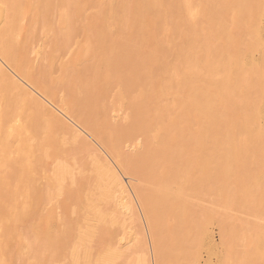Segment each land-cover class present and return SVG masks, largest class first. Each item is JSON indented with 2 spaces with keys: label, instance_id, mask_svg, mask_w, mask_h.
<instances>
[{
  "label": "rangeland",
  "instance_id": "1",
  "mask_svg": "<svg viewBox=\"0 0 264 264\" xmlns=\"http://www.w3.org/2000/svg\"><path fill=\"white\" fill-rule=\"evenodd\" d=\"M10 1L12 3H10V5H8ZM10 1L9 0L8 1L0 0V4H1L0 6L1 7L3 6L2 7L3 9H4V7H8V6L11 7L10 8L11 10L9 9V7L7 9L5 8V10H6L5 13L7 11H9V12H7V15H6V18H5V21H4L5 23H2L0 21V31H2V29H4V28H1V27H6L7 23L10 24V22L13 21V23L17 24V25L12 26L10 28L11 31H13V32L9 31V35L11 36V38H13L12 39V45H13V49H14L13 52L15 53V51H17L18 49H19L18 50L19 52H18V54H17V52H16V54L13 53L14 54L13 55V60L16 59V61L14 60L15 62L13 61L14 64H10L11 66L10 65L6 66L4 62L2 64H4L5 66L2 65L1 64L2 61L0 60L1 61L0 65L3 66V67H0V71H1L0 72L1 73L0 74L1 75L0 76V85L3 86V87L0 88V95H1L0 96V107L3 108L2 110L0 108V112H1L0 114H3V116H1L2 118L0 117V133H1L0 134V146H1L0 147V149H1L0 150L1 151L0 152V174L2 173L0 175V196H1L0 197V210H1L0 211L1 212L0 213V215H1L0 216V223H1V225H0V230H1L0 231V237H1L0 238V243H1L0 246L2 245V242L3 243L6 242V240L2 239V238L4 236L3 233L6 232L5 234H7V230H8V233H11V238H12L11 244L14 247L16 246L15 247L16 248L15 252L13 254L14 255L13 256L14 263L18 262V263H15V264H51V263L53 264V262H54V260L56 258H57V260L59 259L58 255L62 254L61 251L64 248L63 247L61 249V251L59 250V244H60L59 243V238H60V236L62 237V233L64 231H68L69 232L68 235H72L73 234L72 231L73 232L77 231V229L80 226L81 227L82 226H86V224L88 223V221L90 219L89 217L92 214H93V216H92L93 218L99 217V214L102 215L101 217L104 216L103 220H99L100 221V227L99 228H100L101 231H103L102 234L104 236L100 237L101 236L100 235L101 232H99L100 230L98 231V229H97L98 232L96 234H98V235L95 237L96 245L100 244V242L103 241V239H102L103 237H104V242H107V240H109L112 236L116 235L118 232L120 233V234L118 233V235L120 236V235H122L124 233L126 234V231H127L126 235H128L129 237L127 236L128 239H126L122 243V246L125 249H127V248H129V249L126 250L127 251L126 252L127 253L126 256L124 254V256L126 258L123 257L121 260H118L117 264H139V263L140 264H150V263L153 264V263H155V261L157 263V260L154 259V255H152V254H154V252L152 251V248H151V245H152L151 244V242H152L151 240H152V237H153L152 235L153 234H152V231H151V226L149 224V219H148L146 213H144V214L142 213L144 210L141 209V207H140L141 204H140L138 198L136 199L138 201L135 200V197L137 196V193H135L136 191L131 193L132 194L131 196H133V197H131L132 200L133 201L135 200V203L133 202L134 209H132L130 211L131 215H130L129 212H125V208L122 209L123 207L120 208L118 206L116 208L115 206L118 205V204H116L117 201L115 202L116 205L113 202L111 204L110 200L107 201L109 204L108 203L106 204L105 203L106 200L104 199V201H103V198H101L102 197V192L99 190L100 189L99 182H98V180L96 178L95 171L93 170L94 168H93V165L91 163L92 160H91V158H89L88 151L89 150H91V151L97 150L98 151V155L102 156V157L98 156V158L99 159L102 158L101 160H103L104 163H106V162L109 163L111 161L110 160L111 158H109L110 161L109 160L106 161L107 159H105V157L108 158V154L110 152L112 153V150H111L112 148L109 149L110 145H108L104 141V139L99 137L96 133H94V132L90 133V132H88V130H86L87 128H89V124L94 122V118L90 119L88 117V113H84V112L82 113V109L80 108L81 100L78 99L75 96V95H80V93L82 92V90L84 88H87V87L88 88H93L94 86H96L95 83L98 82L97 81V78H99V77H97L98 76V71H99V68L102 66V62H101V57L100 56H102V54H104V52H102L103 51L102 48L100 49V47H98L99 38H98V33L97 32H99L98 29H100L99 27H101V24H103V22H104L105 24L102 27H105V29L108 28L106 30V32L107 31L109 32L108 33V35L110 37L109 41L110 42H112V41L113 42L114 41L117 42V43H115V42L113 43L112 42L113 45H111L112 43L108 44V51L111 49L110 50L111 52L110 51L108 52V55H107L106 59L112 57L111 53L114 55V53H116V49L118 47H123L124 45H126L129 42H131V40H132V41H136V43H138L139 45L142 44V47H144V49H143L142 47H139L138 44H135V45H137V47L142 48V50H143L142 52L146 54V55L144 54L145 56H144L143 59H146L149 55L156 56V54L159 53L160 56L157 54L156 57L159 56L158 59H160L161 61L164 60L163 62H164L166 71L167 70L169 71L171 69L167 73L171 74V72L174 70L172 68H177L175 71L172 72V73L175 72L176 75L167 74L166 71H164L163 72L164 74H162L163 75L162 76L163 80H166V79L169 80L168 78H170L169 81H170L171 84H165V89L169 88V89H167L169 91H166V94H168V92H170V90H172V89L174 90L175 89V92H178V93L175 94L176 98H174L175 97V95H174L175 92L171 91V92H174V93L170 92L169 94L172 95V96H170L168 94L169 98L167 97L168 96L167 95L166 97L161 98L159 101H155L154 100L155 101V105L157 106V110H159V111L156 112L155 114L148 113V116L150 118L153 117V116H156L157 119H162L164 121V125L167 128L170 127L171 130H174V128H175L174 126L178 125L177 128L175 129V130H177V129H180L181 127H187L188 125H190L191 123L194 122L193 119H195V118H193V114L192 113H194V114H196V113H195V111H193V109L191 107L188 106L189 102H190V99L193 98L190 93H193L192 89L194 88L195 85H193L192 83H194L193 79H194V81L195 80L197 81V78H198L197 82L199 83V81H200V83L202 84L201 80L203 81V79H201V78L202 77L204 78L203 84L201 85L199 83L198 86L202 87V88L204 87L205 90H203V92L205 91L204 92L205 94L203 93V95L206 96L207 102L209 104L213 103L212 105L210 104L211 105L210 107L214 108V106H215L214 109H216L218 111V113H221L220 115H222V117H224V123L227 124L226 125V129L227 130L224 129L223 136H222L224 138L222 140H224L225 138L228 140V142H227V140L225 141L227 143L226 147L228 149H224L225 150L224 152L228 153V151L229 150L230 151L228 153V156H227L226 153L224 155L223 151H222L223 153L220 154V155H223V156L227 157V160L228 159H232V158H234V159L236 158V161H237L236 166L240 165L239 168L237 167L238 169L236 168V170H237L236 172H234L233 170H230L228 168L225 169V172L223 171V175L225 173V177H230L231 179L234 178V183L232 184V186H229V188L228 187L226 188V192L224 193V198L228 194L229 195L226 197L227 199H225L224 203H222L224 201V199H222L223 201L220 200L221 206H220V204H218V202L215 203V201H214L215 197H212L214 195L209 194V193H206V195L204 194V196L200 195L202 199L204 198L203 200L202 199H199V200L197 199V201H196L195 199L192 198L194 201H196L197 206H203L206 209H210L209 211L212 212L211 213V217H210L211 220L209 219V222H208V220H204V219L202 220V223L204 224L203 227H201V226L199 227L197 225L198 223H196L197 221H195V223H194L193 220L190 221L188 219L191 223H189V224L186 223L185 224L186 227H185L184 230H186V231L183 232V231H181V230H183L181 228V226L178 228V224H177L178 220H176L174 218V215H172L173 214L172 212H168V213L161 214V215L159 214V216H157V220L161 221V217L163 216V217H166V219L165 218H163V219L168 221L166 224L162 223V221L161 222L159 221L158 223L156 222L157 225H158L157 233H160V232L161 233L162 232L163 233H167V231H168V233L164 234L163 236H162L163 233L162 234L161 233L158 234V236H159L158 242L160 244L159 248L162 250L161 252L163 253L162 254L159 251V253H161L159 255H163V257L159 256L160 257L159 261L162 260V258H163V260L161 261L163 263H161V264H175V263H173V261L176 262V264H264V205L261 208L258 205H256L257 204L256 202L253 203L249 199V197L251 195L255 194V193L254 194H251V193L253 191H255L257 189V186H260L263 181H262V179H260V178L257 179L255 176L251 175V171L252 170H250L249 165L248 166L245 165L246 167L242 166V165H244V163H243L244 161H242V163H241V160L242 159L245 160L247 157L250 156L248 154L246 155V153H248L247 150H249L248 149L249 147L247 146L248 148L244 149V150L242 149V151H240V149H238L239 152L237 150L236 151L232 150V149H234L233 148L234 142L237 141V143H235V144L238 145L237 148H240V146H246L248 144V142L250 141V138H249L250 135L248 134V132H246L245 127H242V126L239 125V123H238L239 120L238 119L241 120V119H243L244 116L246 117L247 115H249V113H251L249 111L248 107H245V106H248V105H245V104H247L250 100L255 98V93H254L255 90H253V88H256V87H254V86H256V84H255V82H253L254 81L253 79H249L247 77V79H249L248 81H250V82H248L246 87H244V88H246V90H243V89L240 90L239 89V91H237V87L239 86V83H236L235 86L233 84L232 85L231 84H227V85H225V87H222L221 85H219V83L226 82L227 74H228V72H226V70H227L226 66L227 65L224 64V63H226V61L223 60L225 58L227 60L228 58L226 56L223 57L224 53H222V52L229 51V53L227 52V54H234L236 52V55H241V57H243V56L245 57V55H250L249 57H250L251 60L250 59H248V60H250L252 62H256V63L263 58V56H264V42H263L264 41V5H263L264 4V0H253L254 2L252 1L251 3L255 4V5L248 7V12L246 14L244 12V16H243L242 19L238 20L236 18V25H235L234 21H233L234 24L232 25V23H231L232 22V16H228L229 20H231V21H228V17H227L225 22L228 21L227 24L230 22L229 23L230 25H228L229 28H228L226 23H225L226 25L224 26L225 30H228V31H225L227 33V35H226V33H225V35L224 34L219 35V34L215 33L216 29H218L217 26H220V24H218L215 20L212 19V16H211L212 14L209 13V11L205 12V13L201 12V7H202L201 3L204 0H196V1L195 0H190V1L189 0H172V1L171 0H167L166 3H165V0H163L164 3H165L164 6H168V5L170 6V4L173 5V1H174V3L176 2L175 5H177V7L179 5L180 8H181L180 12L177 13V12L171 11L172 9L171 10L170 9L167 10L168 7H165L164 8L165 11H164L163 8H162L163 13L161 15V19L159 20L160 22L157 21L159 24L156 22V24H157L156 26H158L159 28L157 27L155 30H153V32L155 34L151 33L155 37L151 36V34L147 35V36H145V35L144 36H138L136 34V36L139 37V39L137 38L138 42H137V40H134V39H136V36L135 35H131V33H130V32L133 33V30L135 29V25L133 24V21L136 18V16H135L136 15V13H135L136 9H134V5H133L134 2H132V0H102V1L101 0H47L46 1L45 0V4L43 3V1L41 2L40 0H35V1L34 0H32V1L31 0H27V1L26 0H23V1L22 0L21 1L20 0H10ZM72 1H73V3H72ZM239 1L240 0H236V2H237L236 3V9L242 8L241 6H238V5L242 4V0L240 1V3H239ZM256 1H258V2H256ZM48 2H51L52 4H49ZM78 2H81V4L79 3L80 4L79 6H78ZM212 2H213V0H212ZM126 3H128V4H126ZM18 4L22 5V7L19 6L17 8ZM26 4H28V5H26ZM103 4H105V5H103ZM110 4H111V6H114V7L118 6L120 9L121 8H123V9L119 10V12L117 13V16L115 15L116 16L115 19H114L115 16H113V18H112V16L110 15L109 19L111 18V20H109V19L104 20L105 19V14H106V16L109 14L108 13L109 8L107 7V9L106 8L104 9V7H106L108 5L110 6ZM200 4H201V6H200ZM50 5H53V6L51 7ZM73 5H74V7H73ZM83 5H85L87 7V9ZM135 5H137V4H135ZM15 6H16V8H13ZM29 6H30V8H29ZM35 6L37 8H35ZM260 6L262 7V9H260ZM75 7H76L77 10L75 9ZM101 7H102L103 10L101 9ZM252 7H254V8L251 9ZM19 8H20V11H19ZM68 8H69L70 11L66 10ZM14 9L15 10L18 9V10H16V12H15ZM84 10H86V11H84ZM133 10H134V12H132ZM241 10L242 9H240V11ZM41 11H43V12H41ZM238 11H239V9L236 11V13H238ZM242 11H244V10H242ZM21 12H22V14H21ZM40 12L42 14H40ZM112 12L113 11H111L110 13H112ZM233 12H234V10H233ZM250 12H251V14H250ZM17 13H18V15H17ZM8 14H10V15H8ZM168 14H170V15H168ZM200 14H201V16H200ZM15 16H17L16 17L17 19L15 18ZM94 16H95V18H93ZM171 16H172V18H171ZM8 17L9 18L11 17L10 18L11 20ZM47 17H48V19H47ZM96 17H99L98 18V20H100L99 22H98ZM164 17H165V19H164ZM230 17H231V19H230ZM90 18H91V20H90ZM174 18H176V19H174ZM45 19H47V20H45ZM163 19H164V21H163ZM108 20L110 21V23H109ZM166 20H168V21H166ZM106 21L108 22V24H106L107 23ZM113 21H115V22H113ZM211 22H212V24L210 25ZM222 22H224V21H222ZM222 25H223V23H222ZM211 26H212V28H211ZM136 27H137V25H136ZM202 28H203V30H202ZM213 29H214V31H213ZM258 29H260L258 31L259 34H260L259 35V41H258V37H257L258 33H255L256 30H258ZM8 30H9V28L6 29V31H4L3 35H2V37L4 36L6 38L5 39L3 37L5 41H8V32H7ZM77 30H78V32H77ZM88 30H89V32H88ZM124 30H125V32H124ZM90 31H93V32H90ZM75 32H76V34H74ZM116 33H117L118 36L115 35ZM231 33H232L233 36H231ZM229 34H230V36H229ZM254 34H255V36H254ZM132 36H134V38ZM148 36L150 38H152V37L153 38L149 39ZM2 37H0V39ZM229 37H231V38L229 39ZM260 37L262 39V42L260 40ZM23 38H25V39H23ZM219 38H221V40ZM129 39H131V40H129ZM143 39H145V43H144ZM87 40L89 42H87ZM227 40L229 41V43L227 42ZM24 41H26V42L24 43ZM57 41H59V42L57 43ZM71 41H72V43H71ZM0 42H2V40ZM60 43H62V44H60ZM88 43L90 44L91 48L85 49L86 47L87 48L89 47ZM94 43L96 44V46L94 45ZM115 44H117V45H115ZM93 45H94V47H93ZM114 45L117 46V47L115 48ZM95 47L96 48L98 47L99 51L100 50L101 51L99 52L98 49L96 50ZM16 48H17V50H16ZM224 48H226L227 51H222ZM257 48L259 50H257ZM21 49L24 52L21 53V51H20ZM92 49L95 52L92 51ZM218 49L221 52L218 51ZM113 50H114V53H113ZM163 50H165V51H163ZM90 51H91V53H89ZM167 51H171V52H167ZM155 52H157V53H155ZM196 52H198L197 53V57L194 56V55H196L195 54ZM19 53L24 58L20 56L22 58V59H20L17 56V55H20ZM105 53H107V52H105ZM214 53H216V55ZM164 54H166V55H164ZM214 55H215V57H214ZM14 56H15V58H14ZM161 56L163 57V59H162ZM17 57L20 59V61L23 62L24 66L23 65L22 66L26 67L24 69L21 66L20 69L21 68H23V69L20 70V71H23V70L26 71V69H27V71L25 72V74H26L25 76H27V77L29 76L28 80L30 81V79H32V78H35L37 80L40 79L39 83H38L37 80L34 83H32L33 81L28 82V80L23 81V78H24V80L27 79V77L26 78L24 77V72H20L21 73V76H20V75H18V73L16 71L18 69L13 68L16 65H17L16 67H18L19 63L17 64L16 63L17 61L20 62L19 59H17ZM77 58H79V60ZM200 58H201V60H200ZM220 61L222 62V64H221ZM219 62H220V64H219ZM216 63H218V64H216ZM20 64H19V66H20ZM171 65H172V68H171ZM173 66H175V67H173ZM181 67H182V69L185 68V70H187V72H185L182 69H179ZM222 68L225 70V72H223L224 70ZM178 69H179V71H178ZM192 69H194V70H192ZM3 70H4V72H3ZM199 70H200L201 73H199ZM29 71H30V73H29ZM32 72H33L34 76L31 74ZM180 72L182 74H180ZM188 72L192 76L197 74L196 76H194L196 78L192 77L191 75H188L189 74ZM192 72H196V73L192 74ZM178 73H179V76H178ZM184 73H185L184 77L188 78L186 80H188L189 82L185 81V78H183V81H182V77H183L182 75H184ZM8 75H9V77H8ZM11 75H13V76H11ZM144 75H143V77H144ZM169 75L171 77L172 76H174V77L177 76L176 79L178 78V80L179 81L181 80L182 83L178 82V80L176 81V79L173 78V77L172 78L168 77ZM2 76L4 78H2ZM150 76L151 77H148V80L157 82L158 79L161 77V74L158 75V76L155 74L153 76V73H152V74H150ZM243 76H241V78H243V80H246V78L243 77ZM165 77H166V79H165ZM78 78L80 80L82 79L84 81H80ZM190 78H193V79H190ZM4 79H7V80H4ZM35 79H32V80H35ZM63 79H66V80L63 81ZM207 79H209L210 81L208 82ZM60 80H62L64 83H66V81H69V82H67L68 84L66 83L68 86L66 84L64 86V83H63V85H61L62 82ZM86 80L88 81V83H86L87 82ZM174 80H175V82L173 83ZM190 80H192V81H190ZM217 80H218V82H216ZM251 80H252V82H251ZM49 81H51L50 83H52V81H53L54 85L57 82L58 83H57L56 87H53V86L49 87L47 85V84H50ZM74 81H76V82H74ZM78 81H79V83H78ZM196 81H195V83H196ZM213 81H215V82H213ZM82 82H84V85H83ZM112 82H113V84L110 85V87H108V90H107V92L109 93L108 94V96H109L108 98L109 99H106L105 101H103V100L101 101L103 103L102 104L103 106L107 105V106H105L107 108V112H106V116L105 117H106V120H107V123H108L106 131H107V133H109L108 135L110 136L109 137L110 139H114L115 138V140H114L115 143H116L117 137L119 139V136H120V133H121L122 134V136H121L122 138L120 137L119 141H121V143L127 144V145H123L122 147L125 148L127 146V148L129 149V146H130L131 149L130 150L127 149V151L130 153V154H128L127 151H125L126 149L124 150V149H121L122 147L121 148L119 147V145L121 143L117 140V142H119L118 147H116L117 143H116V145L111 143L112 144L111 146H113V149L115 147L117 150L121 149V151L118 153V151L116 152V149H115V150H113L115 153L114 152H113L114 154L112 153L114 156L113 155H111V156L113 158L118 156L117 158L121 157L123 160H125L126 156H129L127 158L130 159V155L131 154H132L131 157H133L134 155L136 157L137 154H140V153H141L140 154L141 156H144V155L145 156H148V155L150 156L155 151L154 155L152 154L151 157L152 156H154L156 158L160 157L161 159L169 158L170 154L167 153V151H169V150H165V148L161 144H159V141H157L156 136H154V133L152 132V129H149L148 132L143 133V134L139 133V132H138L139 134L138 133L137 134L133 133L132 136L130 134L129 135L130 139L133 138L132 142H130L131 140L129 139L128 135H127L128 138H126V141L123 140L124 134L128 131V130L125 131L126 130L125 123H127V126L130 127V130L131 129L136 130L138 128H136V127H135V129L131 128V121L130 120H132V122H133L132 124H134V122H135V125H136V123H137V126L139 128L142 125H148V127L150 126V128H152V126L150 125V123H152V122L149 123V121H148V123H147L145 121L146 119H142L139 116L135 117V114L133 116L132 115L133 114L132 107L129 105V103L128 104L126 103L127 101L126 102L123 101V98L119 95V91L120 90L116 86L119 81L116 82L115 80H113ZM183 82H187L186 85H185V83L183 84ZM210 82H212V83L210 84ZM9 83H11V84H9ZM178 83H181L183 85V87H180V89H179V85L180 84H178ZM215 83L217 85H215ZM229 83H232V82H229ZM32 84L34 86H32ZM36 84L38 85V88H37ZM39 84H40V86H39ZM88 84H89V86H88ZM172 84L175 85V86H173ZM177 84H178V86H176ZM205 84H207L206 86L208 87L209 90L207 89L206 86H204ZM241 84L245 85V83L243 81L240 83V86H241ZM42 85L45 86L46 89H48V88L50 89L49 91L47 90L48 91L47 94L42 93L45 90V87H43ZM81 85H83V86H81ZM170 85H172L173 87L170 86ZM182 85H180V86H182ZM210 85L213 86V87H211ZM244 85H242V86H244ZM13 86H14V88H13ZM50 86H51V84H50ZM58 86H59V89H58ZM80 86H81V88H79ZM90 86H92V87H90ZM188 86H189V88H188ZM215 86L218 87L217 90H216ZM10 87H11V89H9ZM40 87L44 88V90L42 88H40ZM82 87H84V88H82ZM156 87H157L156 88L157 91H159L162 88V86H156ZM185 87L189 89V92L190 91H192V92L189 93L188 89L186 90ZM39 88L42 89L41 90L42 92L39 91ZM61 88H62V90H61ZM76 88H78V89H76ZM182 88H184V89H182ZM29 89H31L32 91L29 90ZM35 89L38 90V91H36ZM53 89L55 91H51ZM181 89L183 90V92L184 91L185 92L187 91V92L183 94ZM206 90H208V91H206ZM1 91H3V92H1ZM138 91L139 90L136 89L133 92H131L130 94H134L135 95V94L138 93ZM179 91L182 92V93H179ZM19 92L20 93L22 92V93L20 94ZM32 92H34V93H32ZM44 92L46 93V90ZM62 92L65 94L64 96L59 94V93H62ZM113 92H114V94H113ZM7 93H8V95H7ZM35 93H36V95H35ZM10 94L12 95L11 98H10V96H11ZM29 94L31 96H33V97L31 98ZM180 94H182V95H180ZM208 94H209V96H208ZM16 95L18 96V98H17ZM125 95L128 96V98H129V94L128 93H126ZM187 95L189 96V98H187L188 97ZM181 96L184 97V98L185 97L187 98L186 103L184 102V98L182 99ZM251 96H254V97L252 98ZM13 97H14V102L12 100ZM26 97L28 98V100H26L27 99ZM179 97H181V98H179ZM23 98H24L23 104H24L25 101H26V103L28 102L25 106L21 102ZM166 98H167V100H166ZM177 98H178L179 102L177 101ZM215 98L218 99L219 101L215 100ZM19 99H20V101H19ZM77 99L80 101V103H79V101ZM164 99L167 102V103L165 102L166 104L162 102V101H164ZM213 99L215 100L214 102H213ZM228 99H229V101H228V104H227L224 101L228 100ZM242 99H244V100H242ZM173 100H175V101H173ZM7 101L8 102L10 101L11 105L7 106V104H9ZM15 101L17 103H15ZM74 101H78V102L74 103ZM124 102L127 105L124 104ZM159 102H160V104H159ZM171 102H176V103H171ZM54 103H56V104H54ZM66 103L68 105H66ZM161 103H163V105ZM169 103H171V104H169ZM209 104H208V106H206L207 108H209ZM36 105H37V107H36ZM219 105H220V107H219ZM10 106H11L12 110L10 109ZM13 106H15V107H13ZM171 106H173V107H171ZM216 106L218 107L219 110L217 109ZM25 107H27V108H25ZM59 107L62 108V109H64L63 107H65V108L69 107L68 109H70V107H71V109L75 113L73 115V111L71 110V112H72V114L70 113L71 114V118L70 117L68 118L65 115H63V113L61 112ZM175 108H177V109H175ZM57 109H58V111H57ZM224 109H225V111H223ZM17 110H18V113H17ZM184 110H186V112H184ZM191 111H192V113H191ZM244 111H245V113H244ZM13 112H15V113H13ZM34 112H36V113L34 114ZM7 113H8V115H10V117L6 116ZM37 113H39V115ZM47 113H48V116H46ZM184 113H187V115L185 114L186 116H184ZM15 114L17 115V118H16ZM20 115H21V117H19ZM56 115H59V116H56ZM190 115H192L191 118H190ZM232 115H234L236 117V127L238 128L240 126L238 129L236 128V131L238 133H240V134H238L236 132L237 136L235 135L234 127L230 123L235 118L234 116L231 117ZM29 116L31 117V119H30ZM46 117H48V118H46ZM82 117H84V118L87 117V124H85L81 120ZM129 117H131V118L128 119ZM14 118H16V119L14 120ZM40 118H42V119H40ZM43 118H46L48 120L50 119L52 122L47 120L48 121V123H47L46 119H43ZM200 118H202L204 120L203 117H200ZM200 118H198V120ZM11 119H13V120H11ZM126 119H128V120H126ZM30 120H31L32 123L29 122L30 123L29 124L28 121H30ZM138 121H139V123H138ZM187 122H188V124H187ZM76 123L79 126L76 125ZM26 124H27V126H26ZM121 124H123L124 126H122ZM10 125H11V127H10ZM20 125L22 126L21 128H20ZM120 125L122 127H125V128L122 129V127H120ZM263 125H264V118L263 119L257 118L254 126H256V128L257 127L260 128ZM12 126L14 128V131H13ZM28 126L29 127L32 126V127L29 128ZM74 127L76 129L80 130L79 131V134H81L80 136L77 135V137H75L76 134L73 131L72 132L75 135L72 136L73 134H70V133H72L70 130H73ZM171 127H174V128H171ZM7 128L10 129V130L7 131ZM16 128L17 129L20 128V131H18L19 129L17 130ZM49 128H50V130H49ZM66 128H68V129L70 128V130H68ZM119 128H121V129H119ZM228 128L229 129L231 128L233 130H231V129L229 130ZM27 129H29V130H27ZM110 130L113 131V132H111ZM120 130H122V131L124 130V131L122 132ZM225 130L226 131L229 130V131H231V133L226 132ZM2 131H3V133H2ZM43 131H44V133H43ZM118 131H119V136L117 135ZM232 131H234V132H232ZM81 132H83V133H81ZM244 133H246V134H244ZM35 134H37V135H35ZM228 134H232L231 137H228ZM116 135H117V137H116ZM137 135L138 136L140 135V136L136 137ZM69 136H71V137H69ZM79 137H80V139H79ZM134 138L136 140H134ZM142 139H143V141H142ZM183 139H185L183 136H178L177 143H174L173 146L170 147V149L174 152V154L178 155L181 152L187 151V150H183L182 149V145H183L184 142L179 141V140H183ZM230 139L232 140L233 143L231 142ZM244 139H246V140L243 142L242 140H244ZM96 140H98L100 143L98 144L96 142ZM127 140L129 142H127ZM137 140H140V141L137 142ZM140 142H141L142 145L140 144ZM138 143L140 145L137 146ZM107 145H108V150H110V152L109 151L107 152V149H106ZM101 149H102L103 152L100 151ZM123 150H124L125 153H123ZM245 151H247V152H245ZM145 152H146V154H145ZM148 152L150 154H148ZM262 152L263 151H261V153L257 152V154L260 153V154H258L259 157H262V154H264ZM102 153H105L104 156L105 155L106 156L104 157ZM155 154H158V155H155ZM232 154H233V156H231ZM249 154H251V156H252L251 158H256V156H255L256 153H254V155L252 153H249ZM223 156H222V158H223L222 162L223 161L224 162L227 161L226 159H224L225 157H223ZM144 157L141 158L139 156V158L141 160ZM187 157H188V155L184 158V160H186ZM259 157H258V159H259ZM117 158H114V159H117ZM147 158L150 159V157H147ZM154 159L155 158H153V160ZM63 160H64V162L68 163V165L71 167V174L66 175L65 178L66 177L67 178L62 180L60 182L61 183L60 184L59 183L60 180L57 177V172L56 171H58V169H57L58 166L57 165H59V162H61V161L63 162ZM13 162H15V163H13ZM159 164H161V163L159 162ZM152 165H154L153 161H152ZM142 166H144V165H142ZM140 168H142V167L140 166ZM140 168H139V171L140 170L144 171L143 168L142 169H140ZM249 170H250V172H249ZM242 172H243V174H242ZM139 174L140 173H138L136 171L135 174H134L135 177L133 176L132 178L141 179V177H142L141 174H140L139 177H137ZM68 177H69V179H68ZM134 179H132V180H134ZM136 179H135V181L139 180V179H137V180ZM124 181H125L126 184L128 183V186L131 187V185L129 184L126 176L124 177ZM191 181H192V183H195L193 180L190 179L188 184L192 185ZM6 183H8V184H6ZM62 184H66V186L62 185ZM67 184H68V186H67ZM76 184H78V185H76ZM64 186H65V188H64ZM69 186H71V187H69ZM94 186H96V187H94ZM97 186H98V188H97ZM234 186L236 188H234ZM76 187H78V188L76 189ZM130 187H129V189H130ZM72 188L74 189V191L72 190ZM93 188H94V190H93ZM227 189H229V190H227ZM230 189H232V191H234V193ZM37 190L39 192L38 195H37V193H38ZM131 190L132 189H130V191ZM132 191H134V190H132ZM246 192H247V194H246ZM96 193H98L99 195H97ZM192 193L196 195V191H192L190 193V195ZM210 193H212V192H210ZM230 196H232V197H230ZM96 197H97V199H96ZM246 198H247V200L248 199L249 200L247 201ZM99 199H102V201L99 200ZM228 199H229V201H228ZM232 199H234L235 201L232 200ZM242 200H243V202H242ZM42 201H44V202H42ZM96 201L98 202L99 205L96 203ZM245 201L247 202V205H246ZM41 202H42V205H41ZM102 202L104 203V205H103ZM198 202L202 203V204H199ZM100 203H102V205H100ZM113 204H114V206H113ZM217 204H218V206H217ZM14 205H15V207H14ZM76 205H77V207H76ZM70 206H71V208H70ZM114 207H115V209L117 211L114 209ZM12 208H14V209H12ZM2 209H3V211H2ZM5 209H8L9 211L8 210L5 211ZM68 209H70V210H68ZM90 209H93L94 213L91 212L92 210H90ZM106 209H107L108 212L106 211ZM119 209H121V211ZM111 210L113 211V213H111L112 212ZM122 210L125 213H123ZM66 211H67V213H66ZM105 211L107 213H109L108 214V217H109L108 219L109 220L106 218L107 217L106 216L107 213L105 214L104 213ZM76 212L77 213L79 212L78 213L80 215L79 217H78V214ZM95 212H97V213L95 214ZM115 212L122 219L117 214H114ZM256 212H257V214H256ZM14 213H16V214H14ZM218 213H219V215H218ZM250 213H252L253 215L252 214L250 215ZM65 214H66V216H65ZM135 214H136V216H135ZM68 215H70V216H68ZM216 215H217V217H216ZM8 216H10L11 218L8 217ZM134 216H135L136 219L134 218ZM199 217L195 216L194 218L198 219ZM79 218H81V219H79ZM200 219H202V217H200ZM57 220H58V222H57ZM105 220H106V222H105ZM99 221L97 220L96 223L99 224ZM146 221H147V223H146ZM166 221H164V222H166ZM221 221L224 222L228 226L227 227L228 230H225V231H228L229 233L231 231L230 234L228 232H224V230L221 229L222 228L221 227ZM81 222H84V223H81ZM93 222L95 223V221L91 220L90 223H93ZM129 222H131L133 224H131ZM134 222H136V223H134ZM206 222H208V223H206ZM101 223H105V224H101ZM36 224H37V226H36ZM161 224H163L162 227H164V226H167V227L166 228L165 227L161 228ZM170 224L172 226H170ZM42 225H44L45 227L43 228ZM109 225H110V227H109ZM194 225H196V226H194ZM239 225H240V227H239ZM62 226H64V228ZM128 226H129V228H128ZM68 227H69L70 231L67 229ZM148 227H149V229H148ZM169 227H171V228H169ZM195 227H196V229H195ZM114 228H115V230H114ZM174 228H176V230H178V232ZM122 229L123 230L125 229V230L123 231ZM142 229H143V231H141ZM164 229H165L166 232H164ZM193 229H195V230H193ZM128 230H129V232H128ZM148 230H149V232H148ZM15 231H17V232H15ZM114 231L115 232L118 231V232L116 234L112 233L113 234L112 235L111 232H114ZM187 231H189V232L187 233ZM130 232H131V235H130ZM179 232L182 233L183 236ZM1 233H2V236H1ZM105 233H106V235H105ZM107 233L111 234V236L109 235L110 238H108V239L106 238L107 235H108ZM171 233H173L174 235L178 234V236L177 235L174 236L173 234L171 236ZM224 233H226V234H224ZM184 234H185V236H184ZM68 235L66 236V238H64L65 235L63 234L62 238L67 239ZM226 235H228V236H226ZM133 236H135L134 237L135 239L133 238ZM43 237L45 239H47V240H45ZM69 237H70L69 240L71 239V237L73 239L74 234L72 236H69ZM164 237H165L166 240L164 239ZM181 237L182 238L184 237L185 239L184 238L182 239ZM190 237L192 239V242L190 241L191 240ZM132 238L134 239V241L131 242V240H133ZM136 238H138V239L136 240ZM196 238H198V239H196ZM37 239H38V241H37ZM241 239L243 240V242H242ZM3 240H5V241H3ZM33 240H34V242H33ZM49 240L51 242H49ZM99 240H101V241H99ZM129 240H130V242H129ZM182 240H184V241H182ZM45 241H46V243H45ZM57 241H58V244H56ZM97 241L99 242L98 244H97ZM179 241H180V243H179ZM181 241H182V244H181ZM187 241H190V242L188 243ZM35 242H36V244H35ZM37 242H38V244H37ZM54 242H56V243H54ZM140 242L141 243L143 242V244H141ZM43 243H45V244H43ZM64 243H66V240H65ZM56 245H58V246H56ZM132 246H133V249L131 248ZM136 246H138L139 248L138 247H137L138 249L135 248ZM246 246L248 248H246ZM143 247H145V251H143L144 250ZM178 247L179 248L181 247V248L179 249ZM184 247H186V249ZM38 248H39V250H38ZM46 248H47V250H46ZM54 248L56 249V251H54L55 250ZM49 249H51L52 251H50ZM131 249H132V251H131ZM177 249L180 250V251H178ZM174 250L177 251V253ZM183 250H184V252H183ZM243 250H245V251H243ZM53 251L56 252V253H54ZM134 251H138V252L135 253ZM249 251H250V253H249ZM181 252H183V253H181ZM133 253H134V255H132ZM137 253H138V255H137ZM141 253H143L145 256H143V254H141ZM190 253H191V255H190ZM246 253H248V254H246ZM140 254L145 258L144 259L145 262L141 260L143 257L141 258ZM173 254H175V255H173ZM256 254H257V256H256ZM148 255L151 256V257H149ZM168 255L173 257L174 259L170 258ZM22 256H23V258H22ZM51 256H52V258H51ZM138 258H140L139 262L137 260ZM23 259H25V261H23ZM31 259L33 260L32 262H31ZM35 259H37V261ZM134 259H136V260H134ZM54 264H57V262L55 261ZM68 264H70V262ZM72 264H77V263H72Z\"/></svg>",
  "mask_w": 264,
  "mask_h": 264
},
{
  "label": "bare ground",
  "instance_id": "2",
  "mask_svg": "<svg viewBox=\"0 0 264 264\" xmlns=\"http://www.w3.org/2000/svg\"><path fill=\"white\" fill-rule=\"evenodd\" d=\"M6 1H8V0H6ZM10 1V0H9ZM21 1V0H20ZM23 1V0H22ZM27 1V0H26ZM32 1V0H31ZM35 1V0H34ZM41 2L43 1V3L45 4V0H40ZM39 1V2H40ZM47 1V0H46ZM102 1V0H101ZM166 1L167 0H165V3H166ZM172 1V0H171ZM190 1V0H189ZM196 1V0H195ZM241 1V0H240ZM240 1H239V3H240ZM253 0H242V4L241 5H238V6H241L242 8H238L239 9V11H238V13H236V11L238 10V9H236V0H213V2H212V0H204L201 4H202V7H201V12L202 13H205V12H208L209 11V13H211L210 15L212 16V19L213 20H215L218 24H220V26H217L218 27V29H216V31H215V33H217V34H219V35H222V34H224L225 35V31H228V30H225V25L227 24V22L228 21H231V20H229V17L228 16H232V25L234 24V22H235V25H236V18L239 20V19H242L243 18V16H244V12H245V14L248 12V7H250V6H253V5H255V4H252L251 2H252ZM38 2V3H39ZM71 2V1H70ZM132 2H134V9H136V18H135V20L133 21V24L135 25V29L133 30V33L132 32H130L131 33V35H135L136 36V34L138 35V36H147V35H150L151 33H153V34H155L154 32H153V30H155L158 26H156L157 24H156V22L157 21H159L160 19H161V15H162V13H163V10H164V8L165 7H168V9L167 10H171V11H174V12H177V13H179L180 12V6L178 5V7H177V5H175V3H174V1H173V5H171L170 4V6L168 5V6H164V1L163 0H132ZM136 2V3H135ZM254 2V1H253ZM256 2H258V1H256ZM10 3H12L11 1L9 2V4L8 5H10ZM21 3V2H20ZM23 3V2H22ZM37 3V2H36ZM42 3V4H43ZM47 3V2H46ZM49 4H52L51 2H48ZM72 3H73V1H72ZM71 3V4H72ZM75 3V2H74ZM81 4V2H78V6ZM129 3V2H128ZM128 3H126V4H128ZM180 3V2H179ZM184 3V2H183ZM190 3V2H189ZM4 4V3H3ZM43 4V5H44ZM48 4V5H49ZM54 4V3H53ZM70 4V5H71ZM91 4V3H90ZM112 4V3H111ZM111 4H110V6L108 5V6H106V7H104V9L106 8L107 9V7L109 8V10H108V15L106 16V14H105V19L104 20H106V19H109V16L111 15L112 16V18H113V16H117V13L119 12V10H121V9H123V8H119L118 6H116V7H114V6H111ZM135 4H137V5H135ZM201 4H200V6H201ZM252 4V5H251ZM257 4V3H256ZM1 5V4H0ZM7 5V6H8ZM26 5H28V4H26ZM40 5V4H39ZM103 5H105V4H103ZM113 5V4H112ZM124 5V4H123ZM132 5V4H131ZM167 5V4H166ZM264 5V4H263ZM19 6H21L22 7V5H19L18 4V6H17V8L19 7ZM42 6V5H41ZM51 7L53 6V5H50ZM72 6V5H71ZM83 6H85V5H83ZM102 6V5H101ZM129 6V5H128ZM164 6V7H163ZM237 6V7H238ZM3 7V6H2ZM1 6H0V21L2 22V23H5L4 21H5V18H6V15H7V12H9V11H7L6 13H5V8L7 9L8 7H4V9L2 8ZM24 7V6H23ZM39 7V6H38ZM60 7V6H59ZM63 7V6H62ZM73 7H74V5H73ZM72 7V8H73ZM86 7V6H85ZM192 7V6H191ZM257 7V6H256ZM11 7H9V9H10ZM13 8H16V6L15 7H13ZM29 8H30V6H29ZM35 8H37L36 6H35ZM40 8V7H39ZM162 8H163V10H162ZM194 8V7H193ZM254 7H252L251 9H253ZM22 9V8H21ZM46 9V8H45ZM44 9V10H45ZM75 9H76V7H75ZM86 9H87V7H86ZM101 9H102V7H101ZM191 9V8H190ZM240 9H242V10H244V11H240ZM260 9H262V7L260 6ZM11 10V9H10ZM15 10V9H14ZM13 10V11H14ZM16 10H18V9H16ZM16 10H15V12H16ZM66 10H69V8L68 9H66ZM77 10V9H76ZM103 10V9H102ZM113 11L112 13H110L111 11ZM233 10H234V12H233ZM250 10V9H249ZM19 11H20V8H19ZM40 11V10H39ZM70 11V10H69ZM84 11H86V10H84ZM165 11V10H164ZM232 11V12H231ZM251 11V10H250ZM41 12H43V11H41ZM40 12V14H42ZM54 12V11H53ZM103 12V11H102ZM132 12H134V10L132 11ZM20 13V12H19ZM25 13V12H24ZM35 13V12H34ZM232 13V14H231ZM11 14V13H10ZM10 14H8V15H10ZM21 14H22V12H21ZM38 14V13H37ZM167 14V13H166ZM165 14V15H166ZM173 14V13H172ZM250 14H251V12H250ZM17 15H18V13H17ZM90 15V14H89ZM98 15V14H97ZM168 15H170V14H168ZM116 16L114 17V19L116 18ZM119 16V15H118ZM194 16V15H193ZM192 16V17H193ZM200 16H201V14H200ZM13 17V16H12ZM17 16H15V18H16ZM107 17V18H106ZM177 17V16H176ZM227 17H228V21L227 22H225L226 21V19H227ZM9 18V17H8ZM11 18V17H10ZM9 18V19H10ZM82 18V17H81ZM93 18H95V16L93 17ZM97 18V20H98V18L99 17H96ZM170 18V17H169ZM171 18H172V16H171ZM202 18V17H201ZM17 19V18H16ZM43 19V18H42ZM47 19H48V17H47ZM47 19H45V20H47ZM164 19H165V17H164ZM164 19H163V21H164ZM174 19H176V18H174ZM173 19V20H174ZM230 19H231V17H230ZM11 20V19H10ZM90 20H91V18H90ZM109 20H111V18L109 19ZM108 20V21H109ZM113 20V19H112ZM118 20V19H117ZM122 20V19H121ZM178 20V19H177ZM181 20V19H180ZM179 20V21H180ZM209 20V19H208ZM87 21V20H86ZM96 21V20H95ZM100 20H98V22H99ZM166 21H168V20H166ZM172 21V20H171ZM222 21H224V22H222ZM234 21V22H233ZM44 22V21H43ZM107 22V21H106ZM113 22H115V21H113ZM160 22V21H159ZM7 23V22H6ZM51 23V22H50ZM109 23H110V21H109ZM158 23V22H157ZM222 23H223V25H222ZM226 23V24H225ZM230 23V22H229ZM227 24V26L228 25H230V24ZM101 24V23H100ZM105 23L103 22V24H101V27H99L100 29H98L99 30V32H97L98 33V38H99V41H98V47H100V49L102 48L103 49V51L102 52H104V54H102V56H100L101 57V62H102V66L99 68V71H98V76L97 77H99V78H97V81L98 82H96L95 84H96V86H94L93 88H84V87H82V88H84L83 90H82V92L80 93V95H75L78 99H80L81 100V105H80V108L82 109V113L84 112V113H88V117L90 118V119H93L94 118V122H92V123H90L89 124V128H87L86 130H88V132H94V133H96L99 137H101V138H103L104 139V141L108 144V145H110V148L109 149H111L112 150V153L114 152L113 150H115L116 148L114 147V149H113V146H111L112 144L111 143H113V144H115L116 145V143H117V145H116V147H118V145H119V142L121 143V141H119L120 140V137L122 136V134L120 133V136H119V131L117 132L118 134V136H119V139H118V137H117V135H116V137H117V139H116V143L114 142V140H115V138L114 139H110L109 137V133H107V131H106V129H107V125H108V123H107V120H106V112H107V108L105 107V106H107V105H105V106H103L102 104V100L103 101H105L106 99H109L108 97V92H107V90H108V87H110V85H112L113 84V80H115L116 82H118L117 83V87H118V89L120 90L119 91V95L123 98V101H127L126 103L128 104L129 103V105L132 107V109H133V116H134V114H135V117H137V116H139L140 118H142V119H146L145 121L148 123V121H149V123L150 122H152V123H150V125L152 126V128H150V126L148 127V125H142L141 123V127L139 128L138 126H137V123H136V125H135V122H134V124H132L133 122H132V120H130L131 121V128H134L135 129V127L136 128H138V129H136V130H133V129H131L130 130V127H128L127 126V123H125V125H126V130L125 131H127L125 134H124V136H123V140H125L126 141V138H128L127 137V135L129 136L130 134H131V136L133 135V133H146V132H148L149 131V129H152V132L154 133V136H156V138H157V141H159V144H161L164 148H165V150H169V151H167V153H169L170 154V157L169 158H167V159H161L160 157L158 158H156V157H154V156H152L153 158H155L154 160H153V158L151 157V155L153 154L154 155V152L149 156H145L144 154V156L146 157H144V156H141L140 154H137V156L135 157V155L133 156V157H131V155H130V159L129 158H127V157H129V156H126V159L125 160H123L121 157L120 158H117V157H114V158H117V159H114L111 155H113L111 152H110V150H108V145H107V152L109 151L110 153L108 154L107 152V154H108V158L107 157H105L104 156V154L105 153H102L103 154V156L105 157V159H107L106 161H108L109 160V158H111L109 161V163H104V161L103 160H101V159H99L98 158V156L99 157H102L101 155H98V151L97 150H95V151H91V150H89L88 151V153H89V158H91V163H92V165H93V170L95 171V175H96V178H97V180H98V182H99V187H100V191L102 192V197L101 198H103V201H104V199L106 200L105 201V203L107 204L108 202L107 201H109L110 200V202H111V204H112V202L115 204V202L117 201V203L116 204H118V205H116L115 207L117 208L118 206L121 208V207H123L122 209H124L125 208V212H129L130 213V215H131V210L132 209H134V204H133V202L135 203V200L138 198V200H139V202H140V207H141V209L142 210H144L142 213L144 214V213H146V215H147V217H148V219H149V224H150V226H151V231H152V242H151V248H152V251L154 252V254H152V255H154V259L155 260H157V263H156V261H155V263H153V264H161V263H163V262H161L162 260H163V258H162V260H160L159 261V259H160V257L159 256H162L163 257V255H159V254H161L162 252V250L159 248L160 247V244H159V242H158V238H159V236H158V234H160V233H157V231H158V225H157V223L160 221V220H157V216H159V214L161 215V214H165V213H168V212H172L173 214L172 215H174V218L176 219V220H178L177 221V224H178V228L181 226V228L183 229V230H181V231H186V230H184L185 229V227H186V223H191L190 221H194V223H195V221H197L196 223H198L197 225L200 227H203L204 226V224L202 223V220L204 219V220H208V222H209V219H210V217H211V211H209L210 209H206V208H204L203 206H197V204H196V201H197V199L199 200V199H202L201 198V196L203 195L204 196V194L206 195V193H209V194H212V195H214V196H212V197H215L214 198V201H215V203L216 202H218V204H220V206H221V202H220V200H222V199H224V201L222 202V203H224L225 202V199H227L226 197L229 195H227L225 198H224V193L226 192V188L228 187L229 188V186H232V184L234 183V178L233 179H231L230 177H225V173H224V175H223V171L225 172V169L226 168H228V169H230V170H233L234 172H236L237 170H236V168L238 167H240V165L238 166H236V163H237V161H236V158L234 159V158H232V159H228L227 160V157H225V156H223V155H220V154H222L225 150L224 149H228L226 146H227V143L225 142L227 139L225 138L224 140H222L224 137H222L223 136V132H224V129H226V125L227 124H225L224 123V117H222V115H220L221 113H218V111L216 110V109H214L215 108V106H214V108L213 107H210L211 105L207 102V99H206V96L205 95H203V93L205 92H203V90H205L204 89V87L202 88V87H199L198 85H199V83H200V81H199V83L197 82L198 81V78H197V81H196V83H195V81H194V79L193 78H190V79H193V82L195 83H192L193 85H195L194 86V88L192 89L193 90V93H190V92H192V91H190L189 92V86H188V88H186L185 87V89L187 90L188 89V92L192 95V99H190V102H189V107H191L192 109H193V111H195V113L196 114H194V113H192V111H191V113L193 114V118H195V119H193L194 120V122L193 123H191L190 125H188L187 127H181L180 129H177V130H175L176 128H177V126L178 125H176V126H174V127H171V128H174V130H171L170 129V127L169 128H167L165 125H164V121L162 120V119H157V117L156 116H153V117H149L148 116V113H151V114H155L156 112H158L159 110H157V106L155 105V101H159L161 98H164V97H166L171 91H174L175 92V89L173 90L172 88V90H170V92H168V94H166V91H169V90H167V89H169V88H166L165 89V84H171L170 83V78H168V77H171L170 75H172V74H174V75H176L175 74V72L174 73H172L173 71H175L177 68H172V65H171V68L172 69H174L172 72H171V74L170 73H167V72H169L168 70L166 71V69H165V65H164V60L163 61H161L160 59H158L159 58V56H160V54L159 53H157V52H155V53H157L159 56L158 57H156L157 56V54H156V56H154V55H149L146 59H143L144 58V56L146 55L145 53H143L142 51V48L144 49V47H142V44L141 45H139L138 43H136V41H132L131 39H129V40H131V42H129V43H127L126 45H122L123 47H118L117 49H116V53H114V50H113V53H114V55L111 53V55H112V57H110V58H107L106 59V57H107V55H108V52L111 50L110 48V50L108 51V44L109 43H112V42H110L109 41V35H108V31L106 32V30L108 29H105V27H102L103 25H104ZM106 24H108V22L106 23ZM159 24V23H158ZM163 24V23H162ZM181 24V23H180ZM212 24V22L210 23V25ZM240 24V23H239ZM5 25V24H4ZM3 25V26H4ZM15 25H17L16 23H13V21L12 22H10V24L9 23H7L6 24V27H1V28H4V29H2V31H0V37H2V35H3V32L4 31H6V29H8L9 28V30L7 31L8 32V41H5L4 40V38L2 37L1 39H0V41L2 40V42H0V60L2 61H0L1 62V64L4 62L5 63V65L7 66V65H10V64H14V62L16 61V59H14L13 60V55L14 54H16V52H17V54H18V50H17V48H16V50L17 51H15V53L13 52L14 51V49H13V45H12V39L13 38H11V36L9 35V31L10 32H13V31H11V27L12 26H15ZM86 25V24H85ZM124 25V24H123ZM126 25V24H125ZM136 25H137V27H136ZM238 25V24H237ZM112 26V25H111ZM165 26V25H164ZM174 26V25H173ZM215 26V25H214ZM213 26V27H214ZM79 27V26H78ZM87 27V26H86ZM107 27V26H106ZM123 27V26H122ZM133 27V26H132ZM131 27V28H132ZM206 27V26H205ZM236 27V26H235ZM249 27V26H248ZM80 28V27H79ZM92 28V27H91ZM111 28V27H110ZM159 28V27H158ZM166 28V27H165ZM211 28H212V26H211ZM210 28V29H211ZM228 28H229V26H228ZM83 29V28H82ZM89 29V28H88ZM130 29V28H129ZM74 30V29H73ZM160 30V29H159ZM202 30H203V28H202ZM255 30V29H254ZM260 29H258V30H256V32L255 33H258L256 36L258 37V41H259V31ZM24 31V30H23ZM51 31V30H50ZM49 31V32H50ZM76 31V30H75ZM110 31V30H109ZM129 31V30H128ZM132 31V30H131ZM213 31H214V29H213ZM77 32H78V30H77ZM88 32H89V30H88ZM90 32H93V31H90ZM115 32V31H114ZM124 32H125V30H124ZM204 32V31H203ZM202 32V33H203ZM119 33V32H118ZM208 33V32H207ZM229 33V32H228ZM12 34V33H11ZM74 34H76V32L74 33ZM111 34V33H110ZM114 34V33H113ZM112 34V35H113ZM153 34H151V36H153V37H155ZM180 34V33H179ZM189 34V33H188ZM234 34V33H233ZM79 35V34H78ZM115 35H117V33L115 34ZM210 35V34H209ZM226 35H227V33H226ZM42 36V35H41ZM118 36V35H117ZM129 36V35H128ZM138 36H136V39H134V40H137V38L139 39V37ZM159 36V35H158ZM157 36V37H158ZM204 36V35H203ZM229 36H230V34H229ZM231 36H233L232 35V33H231ZM254 36H255V34H254ZM39 37V36H38ZM48 37V36H47ZM69 37V36H68ZM71 37V36H70ZM133 38H134V36H132ZM149 37V36H148ZM147 37V38H148ZM152 37V38H153ZM256 37V38H257ZM26 38V37H25ZM25 38H23V39H25ZM29 38V37H28ZM27 38V39H28ZM57 38V37H56ZM61 38V37H60ZM87 38V37H86ZM89 38V37H88ZM95 38V37H94ZM131 38V37H130ZM132 38V39H133ZM152 38H150L149 37V39H152ZM207 38V37H206ZM209 38V37H208ZM224 38V37H223ZM231 37H229V39H230ZM255 38V39H256ZM6 39V38H5ZM51 39V38H50ZM59 39V38H58ZM66 39V38H65ZM71 39V38H70ZM69 39V40H70ZM91 39V38H90ZM112 39V38H111ZM218 39V38H217ZM220 40H221V38H219ZM228 39V40H229ZM4 40V41H3ZM82 40V39H81ZM94 40V39H93ZM128 40V39H127ZM144 40V43H145V39H143ZM148 40V39H147ZM227 40V42L229 43V41ZM260 40H261V42H262V39H261V37H260ZM204 41V40H203ZM233 41V40H232ZM14 42V41H13ZM26 41H24V43H25ZM59 41H57V43H58ZM63 42V41H62ZM87 42H89L88 40H87ZM115 42V41H114ZM113 42V43H114ZM137 42H138V40H137ZM140 42V41H139ZM210 42V41H209ZM208 42V43H209ZM264 42V41H263ZM71 43H72V41H71ZM84 43V42H83ZM113 43L111 44V45H113ZM115 43H117V42H115ZM206 43V42H205ZM60 44H62V43H60ZM89 44V43H88ZM135 44H138V46L139 47H142V48H139V47H137V45H135ZM81 45V44H80ZM94 45L96 46V44L94 43ZM94 45H93V47H94ZM115 45H117V44H115ZM114 45V47L116 48L117 46H115ZM149 45V44H148ZM199 45V44H198ZM205 45V44H204ZM256 45V44H255ZM28 46V45H27ZM65 46V45H64ZM200 46V45H199ZM207 46V45H206ZM25 47V46H24ZM23 47V48H24ZM98 47L96 48V50L98 49ZM112 47V46H111ZM146 47V46H145ZM67 48V47H66ZM89 48H91V46H90V44H89V47L87 48H85V49H89ZM25 49V48H24ZM141 49V50H140ZM57 50V49H56ZM59 50V49H58ZM148 50V49H147ZM201 50V49H200ZM257 50H259L258 48H257ZM21 51V53L22 52H24V51H22V49L20 50ZM27 51V50H26ZM72 51V50H71ZM92 51H94L93 49H92ZM98 51H99V49H98ZM101 51V50H100ZM99 51V52H100ZM145 51V50H144ZM156 51V50H155ZM163 51H165V50H163ZM204 51V50H203ZM218 51H220L219 49H218ZM222 51H227V49L226 48H224ZM95 52V51H94ZM105 52H107V53H105ZM111 52V51H110ZM146 52V51H145ZM160 52V51H159ZM167 52H171V51H167ZM201 52V51H200ZM221 52V51H220ZM219 52V53H220ZM228 53H229V51H227ZM227 52H222V53H224L223 54V57H227L228 59L226 60V58L225 59H223V60H225L226 61V63H224V64H226L227 66H226V72H228V74H227V79H226V82H224V83H219V85H221L222 87H225V85H227V84H233L234 86L236 85V83H239V86L237 87V91H239V89L240 90H246V88H244V87H246V85H247V83L248 82H250V81H248L249 79H253L254 81L253 82H255V84H256V86H254V87H256V88H253V90H255V98L254 99H252V100H250L247 104H245V105H248V106H245V107H248V109H249V111L251 112V113H249V115H247L246 117L244 116L243 117V119H238L239 120V125L240 126H242V127H245V129H246V132H248V134L250 135V141L248 142V144L246 145V146H240V148H237L238 147V145H236L235 143H237V141L236 142H234V145H233V148L234 149H232V150H237L238 152H239V150L238 149H240V151H242V149L244 150V149H247L248 147V149L249 150H247L248 151V153H246V155L248 154V155H250L249 157H247L245 160H241V163H242V161H244L243 163H244V165H242V166H245V165H249V167H250V170H252L251 171V175L252 176H255L257 179L258 178H260V179H262V183H261V185L260 186H257V189L255 190V191H253L251 194H254V195H251L250 197H249V199L251 200V202H253V203H257L256 205H258L259 207H263V205H264V154H262V157H259L258 156V154H260L261 153V151H263L262 153H264V125L263 126H261L260 128H256V126H254V124H255V122H256V120H257V118H261V119H263L264 118V56H263V58L260 60V61H258L257 63L256 62H252V61H250L251 59H250V55H245V57L243 56V57H241V55H236V52L234 53V54H227ZM247 52V51H246ZM14 53V54H13ZM87 53V52H86ZM89 53H91V51L89 52ZM154 53V52H153ZM163 53V52H162ZM166 53V52H165ZM197 53L198 52H196L195 54L196 55H194L195 57H197ZM218 53V54H219ZM20 54V53H19ZM25 54V53H24ZM100 54V53H99ZM145 54V55H144ZM167 54V53H166ZM166 54H164V55H166ZM215 55H216V53H214ZM221 54V53H220ZM212 55V54H211ZM210 55V56H211ZM215 55H214V57H215ZM243 55V54H242ZM263 55V54H262ZM20 59H22L21 57H23L21 54L20 55H17ZM21 56V57H20ZM26 56V55H25ZM80 56V55H79ZM86 56V55H85ZM207 56V55H206ZM219 56V55H218ZM217 56V57H218ZM17 57V59H19ZM162 57V56H161ZM205 57V56H204ZM203 57V58H204ZM14 58H15V56H14ZM24 58V57H23ZM74 58V57H73ZM83 58V57H82ZM167 58V57H166ZM219 58V57H218ZM217 58V59H218ZM20 59H19V61H20ZM75 59V58H74ZM78 60H79V58H77ZM162 59H163V57H162ZM209 59V58H208ZM248 59H250V60H248ZM86 60V59H85ZM200 60H201V58H200ZM210 60V59H209ZM221 60V59H220ZM14 61V62H13ZM189 61V60H188ZM211 61V60H210ZM22 61H20V62H16L17 64L19 63H21ZM111 62V63H110ZM193 62V61H192ZM200 62V61H199ZM216 62V61H215ZM221 62V61H220ZM220 62H219V64H220ZM224 62V61H223ZM260 62V63H259ZM86 63V62H85ZM169 63V62H168ZM167 63V64H168ZM19 64H18V67H13V68H16V69H18V70H16L17 71V73H18V75H20L21 76V73L20 72H24V77L26 78L27 76H25L26 74H25V72L27 71V69H26V71H20V70H22L23 68L25 69L26 67H23L24 65H23V62L20 64V66H19ZM166 64V63H165ZM197 64V63H196ZM207 64V63H206ZM213 64V63H212ZM216 64H218V63H216ZM221 64H222V62H221ZM2 65H4V64H2ZM4 65V66H5ZM23 65V66H22ZM211 65V64H210ZM215 65V64H214ZM11 66V65H10ZM23 67V68H21L20 69V67ZM74 66V65H73ZM169 66V65H168ZM188 66V65H187ZM225 66V65H224ZM0 67H3V66H1L0 65ZM33 67V66H32ZM62 67V66H61ZM82 67V66H81ZM173 67H175V66H173ZM213 67V66H212ZM6 68V67H5ZM10 68V67H9ZM88 68V67H87ZM168 68V67H167ZM170 68V67H169ZM77 69V68H76ZM179 69H182V67L181 68H179ZM179 69H178V71H179ZM223 69V68H222ZM2 70V69H1ZM79 70V69H78ZM144 70V71H143ZM182 70H184L185 72H187V70H185V68L184 69H182ZM192 70H194V69H192ZM198 70V69H197ZM224 70V69H223ZM83 71V70H82ZM88 71V70H87ZM164 71H166V73L167 74H170L167 78L169 79V80H167L166 79V77H165V79L166 80H163V78H162V74H164L163 72ZM183 71V72H184ZM1 72V71H0ZM3 72H4V70H3ZM177 72V71H176ZM182 72V71H181ZM180 72V74H182ZM190 72V71H189ZM188 72V73H189ZM223 72H225V70L223 71ZM9 73V72H8ZM16 73V74H17ZM29 73H30V71H29ZM153 73V76L156 74L157 76L158 75H160L161 74V77L158 79V81L157 82H155V81H150V80H148V77H151L150 76V74H152ZM193 73H196V72H192V74ZM199 73H201L200 72V70H199ZM198 73V74H199ZM1 74V73H0ZM32 75H33V72L31 73ZM79 74V73H78ZM145 74V75H144ZM6 75V74H5ZM30 75V74H29ZM143 75H144V77H143ZM188 75H191L190 73L188 74ZM187 75V76H188ZM197 74H195L194 76H196ZM244 75V76H243ZM1 76V75H0ZM11 76H13V75H11ZM15 76V75H14ZM34 76V75H33ZM165 76V75H164ZM178 76H179V73H178ZM183 77H182V81H183V78H185V81H188V80H186V79H188V78H186V77H184L185 76V73H184V75H182ZM192 76V75H191ZM194 76H192V77H194ZM200 76V75H199ZM198 76V77H199ZM211 76V75H210ZM241 76H243V77H245L246 78V80H243V78H241ZM8 77H9V75H8ZM29 77V76H28ZM27 77V79H25L24 80V78H23V81H26V80H28L29 78ZM95 77V76H94ZM173 78H175L176 79V77H174V76H172ZM171 77V78H172ZM189 77V76H188ZM202 77V76H201ZM209 77V76H208ZM215 77V76H214ZM247 77L249 78V79H247ZM2 78H4L3 76H2ZM21 78V77H20ZM31 78V77H30ZM85 78V77H84ZM180 78V77H179ZM194 78H196V77H194ZM216 78V77H215ZM32 79H35V78H32ZM32 79H30V81L28 80V82H31V81H33L32 83H34L37 79H35V80H32ZM79 79V78H78ZM86 79V78H85ZM201 79H203V81L201 80V82H202V84H203V82H204V78L202 77ZM206 79V78H205ZM4 80H7V79H4ZM3 80V81H4ZM40 80V79H39ZM39 80H37L38 81V83H39ZM64 80H66V79H63V81ZM80 80V79H79ZM92 80V79H91ZM94 80V79H93ZM96 80V79H95ZM178 80V78L176 79V81ZM208 80V82L210 81L209 79H207ZM206 80V81H207ZM220 80V79H219ZM2 81V80H1ZM21 81V80H20ZM61 82H62V84L61 85H63V81L62 80H60ZM80 81H84V80H80ZM87 81V80H86ZM85 81V82H86ZM168 81V82H167ZM190 81H192V80H190ZM244 82L245 83V85L244 84H241V86H240V83L241 82ZM43 82V81H42ZM51 81H49V83H50ZM56 82V81H55ZM67 82H69V81H66V83ZM74 82H76V81H74ZM93 82V81H92ZM91 82V83H92ZM175 82V80L173 81V83ZM178 82H181V80L179 81L178 80ZM189 82V81H188ZM213 82H215V81H213ZM216 82H218V80L216 81ZM229 82H232V83H229ZM251 82H252V80H251ZM27 83V82H26ZM48 83V82H47ZM46 83V84H47ZM58 83V82H57ZM57 83L54 85V83H53V81H52V83H50L51 84V86H50V84H47L49 87H56V85H57ZM66 83H64V86H65V84ZM78 83H79V81H78ZM83 83V85H84V82H82ZM81 83V84H82ZM86 83H88V81L86 82ZM85 83V84H86ZM182 83V82H181ZM181 83H178V84H180V85H182ZM185 83V85H186V83L187 82H183V84ZM191 83V82H190ZM189 83V84H190ZM206 83V82H205ZM212 82H210V84H211ZM5 84V83H4ZM9 84H11V83H9ZM16 84V83H15ZM31 84V83H30ZM53 84V85H52ZM68 84V83H67ZM66 84V85H67ZM70 84V83H69ZM176 84V83H175ZM178 84L176 85V86H178ZM201 84V83H200ZM201 84V85H202ZM22 85V84H21ZM25 85V84H24ZM37 85V84H36ZM71 85V84H70ZM83 85H81V86H83ZM92 85V84H91ZM100 85V86H99ZM115 85V84H114ZM173 85V84H172ZM172 85H170V86H172ZM179 85V89H180V87H183V85L182 86H180ZM184 85V86H185ZM191 85V84H190ZM207 84H205L204 86H206ZM215 85H217L216 83H215ZM242 85H244V86H242ZM32 86H34L33 84H32ZM39 86H40V84H39ZM43 86V85H42ZM60 86V85H59ZM59 86H58V89H59ZM68 86V85H67ZM81 86L79 87V88H81ZM88 86H89V84H88ZM156 86H162V88L159 90V91H157L156 90ZM173 86H175V85H173ZM172 86V87H173ZM209 86V85H208ZM211 86V85H210ZM1 87H3V86H1L0 85V88ZM8 87V86H7ZM27 87V86H26ZM43 87H45V86H43ZM90 87H92V86H90ZM96 87V88H95ZM112 87V86H111ZM192 87V86H191ZM190 87V88H191ZM207 87V86H206ZM211 87H213V86H211ZM216 87V86H215ZM13 88H14V86H13ZM35 88V87H34ZM37 88H38V85H37ZM36 88V89H37ZM40 88H42V87H40ZM39 88V91L40 92H42L41 90L43 89L44 90V88H42V89H40ZM72 88V87H71ZM114 88V87H113ZM178 88V87H177ZM210 88V87H209ZM217 88L218 87H216V90H217ZM9 89H11V87L9 88ZM25 89V88H24ZM35 89V90H36ZM52 89V88H51ZM70 89V88H69ZM68 89V90H69ZM76 89H78V88H76ZM136 89H138L139 91H138V93L137 94H130L131 92H133L134 90H136ZM182 89H184V88H182ZM181 89V91L183 92V90ZM207 89H208V87H207ZM6 90V89H5ZM19 90V89H18ZM29 90H31V89H29ZM34 90V89H33ZM46 90V93L44 92ZM45 90L42 92V93H44V94H47L48 93V91L50 90L49 88L48 89H46V87H45ZM48 90V91H47ZM61 90H62V88H61ZM156 90V91H155ZM209 90V89H208ZM208 90H206V91H208ZM251 90V89H250ZM4 91V90H3ZM3 91H1V92H3ZM20 91V90H19ZM32 91V90H31ZM36 91H38V90H36ZM51 91H55L54 89L53 90H51ZM178 91V90H177ZM230 91V90H229ZM252 91V90H251ZM27 92V91H26ZM58 92V91H57ZM60 92V91H59ZM174 92H171V93H174ZM182 92H180L179 91V93H182ZM187 92V91H186ZM185 91L183 92V94L184 93H186ZM210 92V91H209ZM221 92V91H220ZM5 93V92H4ZM13 93V92H12ZM20 93V92H19ZM18 93V94H19ZM22 93V92H21ZM20 93V94H21ZM32 93H34V92H32ZM41 93V94H42ZM63 93V92H62ZM62 93H59V94H61V95H65L64 93L62 94ZM75 93V92H74ZM111 93V92H110ZM126 93H128L129 94V98H128V96H126L125 94ZM176 93H178V92H175L174 93V95L176 94ZM208 93V92H207ZM224 93V92H223ZM6 94V93H5ZM25 94V93H24ZM31 94V93H30ZM29 94V95H30ZM40 94V93H39ZM76 94V93H75ZM112 94V93H111ZM110 94V95H111ZM113 94H114V92H113ZM205 94V93H204ZM7 95H8V93H7ZM11 95V94H10ZM34 95V94H33ZM35 95H36V93H35ZM107 95V96H106ZM170 95V94H169ZM169 95L167 96L168 98H169ZM180 95H182V94H180ZM189 95V94H188ZM187 95V96H188ZM190 95V96H191ZM1 96V95H0ZM5 96V95H4ZM17 96V95H16ZM22 96V95H21ZM28 96V95H27ZM38 96V95H37ZM170 96H172V95H170ZM179 96V95H178ZM186 96V95H185ZM208 96H209V94H208ZM207 96V97H208ZM12 97V95L10 96V98ZM20 97V96H19ZM30 97L32 98L33 96H31L30 95ZM114 97V96H113ZM120 97V98H121ZM182 97V96H181ZM181 97H179V98H181ZM252 98L254 97V96H251ZM4 98V97H3ZM17 98H18V96H17ZM27 98V97H26ZM40 98V97H39ZM45 98V97H44ZM173 98V97H172ZM174 98H176V95H175V97ZM184 97H182V99H183ZM186 98V97H185ZM184 98V102L186 103V100H187V98H189V96L185 99ZM236 98V97H235ZM244 98V97H243ZM46 99V98H45ZM77 99V100H78ZM225 99V98H224ZM11 100V99H10ZM13 102H14V97H13ZM26 100H28V98L26 99ZM34 100V99H33ZM155 100V101H154ZM166 100H167V98H166ZM172 100V99H171ZM215 100H217V101H219L218 99H216L215 98ZM214 99H213V102L215 101ZM223 100V99H222ZM242 100H244V99H242ZM18 101V100H17ZM19 101H20V99H19ZM23 101H24V98L22 99V104H23ZM38 101V100H37ZM79 101V100H78ZM78 101H74V103H76V102H78ZM109 101V100H108ZM169 101V100H168ZM173 101H175V100H173ZM177 101L179 102V100H178V98H177ZM228 101H229V99L228 100H225L224 102L225 103H227L228 104ZM241 101V100H240ZM239 101V102H240ZM2 102V101H1ZM8 102V101H7ZM33 102V101H32ZM40 102V101H39ZM119 102V101H118ZM124 102V104H126ZM154 102V103H153ZM163 103H165L166 101H165V99H164V101H162ZM223 102V103H224ZM235 102V101H234ZM4 103V102H3ZM9 104H7V106L8 105H11V103H10V101L8 102ZM15 103H17L16 101H15ZM28 103V102H27ZM26 103V101L24 102V106L27 104ZM79 103H80V101H79ZM120 103V102H119ZM163 103H161L162 105H163ZM167 103V102H166ZM165 103V104H166ZM171 103H176V102H171ZM171 103H169V104H171ZM181 103V102H180ZM54 104H56V103H54ZM105 104V103H104ZM126 104V105H127ZM159 104H160V102H159ZM208 104H209V108H207L206 106H208ZM238 104V103H237ZM14 105V104H13ZM18 105V104H17ZM66 105H68L67 103H66ZM180 105V104H179ZM215 105V104H214ZM16 106V105H15ZM15 106H13V107H15ZM56 106V105H55ZM181 106V105H180ZM218 106V105H217ZM216 106V107H217ZM226 106V105H225ZM236 106V105H235ZM240 106V105H239ZM17 107V106H16ZM36 107H37V105H36ZM39 107V106H38ZM43 107V106H42ZM46 107V106H45ZM171 107H173V106H171ZM182 107V106H181ZM219 107H220V105H219ZM242 107V106H241ZM1 108V110L3 109L2 107H0ZM25 108H27V107H25ZM24 108V109H25ZM29 108V107H28ZM60 108V107H59ZM64 109H62V108H60V110H61V112L63 113V115H65L66 117H70L71 118V114H72V112H71V107H70V109H68L69 107H67V108H65V107H63ZM125 108V107H124ZM9 109V108H8ZM7 109V110H8ZM10 109H11V106H10ZM131 109V110H132ZM160 109V108H159ZM175 109H177V108H175ZM217 109H218V107H217ZM241 109V108H240ZM239 109V110H240ZM12 110V109H11ZM21 110V109H20ZM35 110V109H34ZM33 110V111H34ZM59 110V111H60ZM182 110V109H181ZM219 110V109H218ZM234 110V109H233ZM238 110V111H239ZM5 111V110H4ZM22 111V110H21ZM57 111H58V109H57ZM56 111V112H57ZM70 111V112H69ZM73 111V110H72ZM129 111V110H128ZM178 111V110H177ZM223 111H225V109L223 110ZM237 111V110H236ZM8 112V111H7ZM45 112V111H44ZM55 112V113H56ZM60 112V113H61ZM130 112V111H129ZM132 112V111H131ZM184 112H186V110H184ZM222 112V111H221ZM1 113V112H0ZM6 113V112H5ZM13 113H15V112H13ZM17 113H18V110H17ZM36 112H34V114H35ZM40 113V112H39ZM39 113H37L38 115H39ZM71 113V114H70ZM74 111H73V115H74ZM225 113V112H224ZM244 113H245V111H244ZM10 114V113H9ZM25 114V113H24ZM36 114V115H37ZM44 114V113H43ZM187 115V113H184V116H186ZM198 114V115H197ZM16 115V114H15ZM76 115V114H75ZM244 115V114H243ZM246 115V114H245ZM1 116H3V114H0V117ZM6 116L7 117H10V115H8V113L6 114ZM12 116V115H11ZM14 116V115H13ZM46 116H48V113H47V115ZM52 116V115H51ZM56 116H59V115H56ZM55 116V117H56ZM234 115H232L231 117H233ZM19 117H21V115L19 116ZM18 117V118H19ZM30 117V116H29ZM43 117V116H42ZM64 117V116H63ZM132 117V116H131ZM131 117H129L128 119H130ZM188 117V116H187ZM192 117V115H190V118ZM200 117H203L204 118V120L202 119V118H200ZM227 117V116H226ZM225 117V118H226ZM230 117V116H229ZM235 117V116H234ZM2 118V117H1ZM16 118H17V115H16ZM16 118H14V120L16 119ZM25 118V117H24ZM46 118H48V117H46ZM46 118H43V119H46ZM65 118V117H64ZM74 118V117H73ZM133 118V117H132ZM149 118V119H148ZM198 118H200L199 120H198ZM240 118V117H239ZM245 118V119H244ZM30 119H31V117H30ZM39 119V118H38ZM40 119H42V118H40ZM128 119H126V120H128ZM232 119V118H231ZM10 120V119H9ZM8 120V121H9ZM11 120H13V119H11ZM19 120V119H18ZM23 120V119H22ZM27 120V119H26ZM48 119H46V121H47ZM63 120V119H62ZM85 124H87V117H82V119H81ZM134 120V119H133ZM202 120V121H201ZM33 121V120H32ZM41 121V120H40ZM48 121H50V122H52L50 119L48 120ZM48 121H47V123H48ZM55 121V120H54ZM227 121V120H226ZM11 122V121H10ZM29 122H31V120L30 121H28V123ZM35 122V121H34ZM56 122V121H55ZM6 123V122H5ZM17 123V122H16ZM23 123V122H22ZM32 123V122H31ZM68 123V122H67ZM66 123V124H67ZM74 123V122H73ZM138 123H139V121H138ZM196 123V124H195ZM231 123V125L234 127V131H235V135L237 136V134H236V117L230 122ZM4 124V123H3ZM10 124V123H9ZM12 124V123H11ZM30 124V123H29ZM44 124V123H43ZM53 124V123H52ZM58 124V123H57ZM65 124V125H66ZM187 124H188V122H187ZM258 124V123H257ZM76 125H78L77 123H76ZM118 125V124H117ZM122 126H124L123 124H121ZM120 125V127H122ZM8 126V125H7ZM25 126V125H24ZM26 126H27V124H26ZM33 126V125H32ZM32 126H30V127H32ZM69 126V125H68ZM79 126V125H78ZM238 126V125H237ZM239 126V127H240ZM10 127H11V125H10ZM9 127V128H10ZM18 127V126H17ZM22 126L20 125V128H21ZM29 127V126H28ZM29 127V128H30ZM51 127V126H50ZM129 129H128V128ZM228 127V126H227ZM232 127V128H233ZM238 127V128H239ZM12 128H13V126H12ZM20 128H16L18 131H20ZM125 127H122V129H124ZM237 128V129H238ZM34 129V128H33ZM66 129H68V128H66ZM117 129V128H116ZM119 129H121V128H119ZM118 129V130H119ZM229 129V128H228ZM231 129V128H230ZM229 129V130H230ZM6 130V129H5ZM8 130H10V129H8L7 128V131ZM27 130H29V129H27ZM49 130H50V128H49ZM68 130H70V128L68 129ZM227 130V129H226ZM225 130V131H226ZM226 131V132H229V133H231V131ZM231 130H233V129H231ZM13 131H14V128H13ZM16 131V130H15ZM31 131V130H30ZM71 132L73 131L75 134H76V136L75 137H77V135L78 136H80L81 134H79V131L80 130H78V129H76L75 127L73 128V130H70ZM111 131V130H110ZM120 131H122V130H120ZM124 131V130H123ZM122 131V132H123ZM151 131V130H150ZM234 131H232V132H234ZM245 131V130H244ZM243 131V132H244ZM47 132V131H46ZM51 132V131H50ZM73 132L72 133H70V134H73ZM111 132H113V131H111ZM225 132V133H226ZM2 133H3V131H2ZM8 133V132H7ZM19 133V132H18ZM33 133V132H32ZM39 133V132H38ZM43 133H44V131H43ZM81 133H83V132H81ZM129 133V134H128ZM138 133V134H139ZM238 133V132H237ZM1 134V133H0ZM75 134H73L72 136H74ZM85 134V133H84ZM227 134V133H226ZM233 134V133H232ZM232 134H228V137H231V135ZM238 134H240V133H238ZM244 134H246V133H244ZM31 135V134H30ZM35 135H37V134H35ZM141 135V134H140ZM139 135V136H140ZM225 135V134H224ZM230 135V136H229ZM234 135V136H235ZM49 136V135H48ZM83 136V135H82ZM138 135L136 136V137H139ZM178 136H183L185 139H183V140H179V141H181V142H184L183 143V145H182V149L183 150H187V151H185V152H181L180 154H178V155H176V154H174V152L170 149V147H172L173 146V144L174 143H177V141H178ZM235 136V137H236ZM34 137V136H33ZM40 137V136H39ZM47 137V136H46ZM50 137V136H49ZM69 137H71V136H69ZM122 138V137H121ZM238 138V137H237ZM244 138V137H243ZM247 138V137H246ZM23 139V138H22ZM29 139V138H28ZM74 139V138H73ZM76 139V138H75ZM78 139V138H77ZM79 139H80V137H79ZM78 139V140H79ZM129 139H130V136H129ZM133 139V138H132ZM132 139H130L131 141L130 142H132ZM154 139V138H153ZM235 139V138H234ZM117 140L119 141V142H117ZM134 140H136L135 138H134ZM231 140V139H230ZM236 140V139H235ZM246 139H244V140H242L243 142L245 141ZM248 140V139H247ZM39 141V140H38ZM140 140H137V142H139ZM142 141H143V139H142ZM234 141V140H233ZM241 141V142H242ZM96 142L99 144L100 142L98 141V140H96ZM127 142H129L128 140H127ZM136 142V141H135ZM136 142V143H137ZM227 142H228V140H227ZM231 142H232V140H231ZM242 142V143H243ZM135 143V144H136ZM147 143V142H146ZM233 143V142H232ZM140 144H141V142H140ZM139 143L137 144V146L138 145H140ZM121 145V146H120ZM119 145V147L121 148L123 145H127V144H125V143H121ZM142 145V144H141ZM144 145V144H143ZM129 146V145H128ZM248 146V147H247ZM1 147V146H0ZM23 147V146H22ZM125 147V146H124ZM141 147V146H140ZM139 147V148H140ZM143 147V146H142ZM161 147V146H160ZM119 148V149H120ZM230 148V147H229ZM121 149H126L125 151H127V146L125 147V148H121ZM121 149L120 150H117L116 149V152L118 151V153L121 151ZM131 149V147L129 146V149L128 150H130ZM138 149V148H137ZM1 150V149H0ZM124 150H123V153H125L124 152ZM100 151H102V149L100 150ZM223 151V152H222ZM230 151V150H229ZM229 151H228V153H229ZM247 151H245V152H247ZM1 152V151H0ZM103 152V151H102ZM134 152V151H133ZM143 152V151H142ZM232 152V151H231ZM257 152H260V153H258L257 154ZM127 153L128 154H130L128 151H127ZM126 153V154H127ZM139 153V152H138ZM225 153L226 152H224L223 154L225 155ZM228 153H226L227 154V156H228ZM237 153V152H236ZM235 153V154H236ZM249 153H252L253 155H254V153H256L255 154V156H256V158H251L252 156H251V154H249ZM3 154V153H2ZM145 154H146V152H145ZM148 154H150L149 152H148ZM117 155V154H116ZM121 155V154H120ZM142 158V157H144L142 160L139 158V156ZM155 155H158V154H155ZM188 155V157H187V159L186 160H184V158L186 157ZM230 155V154H229ZM114 156V155H113ZM222 156L223 157H225L224 159H226L227 161H223L222 162ZM231 156H233V154L231 155ZM261 156V155H260ZM135 157V158H134ZM147 157H150V159H148ZM235 157V156H234ZM258 157H259V159H258ZM59 159V158H58ZM128 159V160H127ZM137 159V160H136ZM130 160V161H129ZM13 161V160H12ZM152 161H153V164L154 165H152ZM44 162V161H43ZM59 162V161H58ZM63 162H64V160H63ZM62 161L61 162H59V165H57L58 166V171H56L57 172V177H58V179L60 180L59 181V183L62 181V180H64V179H66L65 178V176L66 175H68V174H71V167L68 165V163H66V162H64L63 163ZM159 162L161 163V164H159ZM13 163H15V162H13ZM72 163V162H71ZM31 164V163H30ZM58 164V163H57ZM240 164V163H239ZM13 165V164H12ZM48 165V164H47ZM142 165H144V166H142ZM152 165V166H151ZM16 166V165H15ZM19 166V165H18ZM26 166V165H25ZM140 166L143 168V170L144 171H139V168H140ZM151 166V167H150ZM23 167V166H22ZM246 167V166H245ZM5 168V167H4ZM142 168H140V169H142ZM237 168V169H238ZM18 169V168H17ZM227 169V170H228ZM245 169V168H244ZM196 172H194V171ZM248 170V169H247ZM250 170H249V172H250ZM137 171L138 173H140L141 174V179H139V178H137V179H139V180H137L136 178V180L137 181H135V179L134 178H132L133 176L135 177V172ZM242 171V170H241ZM29 172V171H28ZM228 172V171H227ZM2 174V173H1ZM0 174V175H1ZM140 174L137 176V177H139L140 176ZM242 174H243V172H242ZM94 175V174H93ZM94 175V176H95ZM137 175V174H136ZM228 175V174H227ZM226 175V176H227ZM42 176V175H41ZM127 177V180H128V182H129V184L131 185V187L130 186H128V183L126 184L125 183V181H124V177ZM233 176V175H232ZM240 176V175H239ZM235 177V176H234ZM249 177V176H248ZM3 178V177H2ZM77 178V177H76ZM134 179V180H132V179ZM255 178V179H256ZM4 179V178H3ZM2 179V180H3ZM9 179V178H8ZM68 179H69V177H68ZM193 180L195 183H192V181H191V183H192V185H190V184H188V182H189V180ZM246 179V178H245ZM12 180V179H11ZM248 180V179H247ZM131 181V182H130ZM4 182V181H3ZM139 182V183H138ZM67 183V182H66ZM69 183V182H68ZM93 183V182H92ZM248 183V182H247ZM259 183V182H258ZM6 184H8V183H6ZM61 184V183H60ZM59 184V185H60ZM70 184V183H69ZM3 185V184H2ZM10 185V184H9ZM54 185V184H53ZM62 185H65L66 186V184H62ZM76 185H78V184H76ZM96 185V184H95ZM245 185V184H244ZM247 185V184H246ZM4 186V185H3ZM7 186V185H6ZM65 186H64V188H65ZM67 186H68V184H67ZM69 187H71V186H69ZM94 187H96V186H94ZM129 187H130V189H132V190H134V191H130V189H129ZM39 188V187H38ZM78 187H76V189H77ZM97 188H98V186H97ZM234 188H236L235 186H234ZM245 188V187H244ZM249 188V187H248ZM251 188V187H250ZM254 188V187H253ZM10 189V188H9ZM8 189V190H9ZM52 189V188H51ZM89 189V188H88ZM92 189V188H91ZM129 189V190H128ZM239 189V188H238ZM41 190V189H40ZM72 190L74 191V189L72 188ZM93 190H94V188H93ZM227 190H229V189H227ZM231 191H232V189H230ZM71 191V190H70ZM130 191V192H129ZM136 191V192H135ZM192 191H196V195L195 194H191L190 195V193L192 192ZM37 192H38V190H37ZM77 192V191H76ZM84 192V191H83ZM95 192V191H94ZM99 192V191H98ZM100 192V193H101ZM133 192H135V193H137V196L135 197V200L133 201L132 200V198L131 197H133V196H131L132 194L131 193H133ZM210 192H212V193H210ZM233 193H234V191H232ZM51 193V192H50ZM231 193V192H230ZM39 194V192L37 193V195ZM97 195H99L98 193H96ZM241 194V193H240ZM245 194V193H244ZM243 194V195H244ZM246 194H247V192H246ZM245 194V195H246ZM44 195V194H43ZM89 195V194H88ZM135 195V194H134ZM195 195V196H194ZM201 195V196H200ZM232 195V194H231ZM75 196V195H74ZM1 197V196H0ZM99 197V196H98ZM199 197V198H198ZM230 197H232V196H230ZM234 197V196H233ZM82 198V197H81ZM95 198V197H94ZM195 199L196 201H194L193 199ZM76 199V198H75ZM96 199H97V197H96ZM204 199V198H203ZM202 199V200H203ZM248 199V200H249ZM99 200H101L102 201V199H99ZM138 200H136V201H138ZM206 200V199H205ZM231 200V199H230ZM232 200H234V199H232ZM246 200H247V198H246ZM247 200V201H248ZM98 201V200H97ZM96 201V203L98 204V202ZM213 201V202H214ZM228 201H229V199H228ZM235 201V200H234ZM3 202V201H2ZM42 202H44V201H42ZM42 202H41V205H42ZM67 202V201H66ZM138 202V203H139ZM205 202V201H204ZM203 202V203H204ZM220 202V203H219ZM242 202H243V200H242ZM246 202V201H245ZM250 202V201H249ZM248 202V203H249ZM50 203V202H49ZM95 203V202H94ZM103 203V202H102ZM102 203H100V205H102ZM199 203V202H198ZM105 204V205H106ZM109 204V203H108ZM114 204H113V206H114ZM199 204H202V203H199ZM198 204V205H199ZM218 204H217V206H218ZM242 204V203H241ZM82 205V204H81ZM91 205V204H90ZM99 205V204H98ZM97 205V206H98ZM103 205H104V203H103ZM246 205H247V202H246ZM245 205V206H246ZM251 205V204H250ZM2 206V205H1ZM46 206V205H45ZM64 206V205H63ZM67 206V205H66ZM83 206V205H82ZM112 206V207H113ZM7 207V206H6ZM14 207H15V205H14ZM58 207V206H57ZM56 207V208H57ZM76 207H77V205H76ZM103 207V206H102ZM110 207V206H109ZM111 207V208H112ZM115 207H114V209H115ZM256 207V206H255ZM4 208V207H3ZM9 208V207H8ZM17 208V207H16ZM70 208H71V206H70ZM91 208V207H90ZM93 208V207H92ZM98 208V207H97ZM213 208V207H212ZM12 209H14V208H12ZM66 209V208H65ZM94 209V208H93ZM93 209H90V210H92L91 212H93ZM100 209V208H99ZM103 209V208H102ZM108 209V208H107ZM107 209H106V211H107ZM136 209V208H135ZM232 209V208H231ZM230 209V210H231ZM8 209H5V211H7ZM11 210V209H10ZM47 210V209H46ZM68 210H70V209H68ZM76 210V209H75ZM81 210V209H80ZM83 210V209H82ZM113 210V209H112ZM111 210V211H112ZM116 210V209H115ZM120 211H121V209H119ZM137 210V209H136ZM214 210V209H213ZM219 210V209H218ZM236 210V209H235ZM1 211V210H0ZM2 211H3V209H2ZM9 211V210H8ZM45 211V210H44ZM65 211V210H64ZM104 211V210H103ZM104 212L105 214L108 212ZM110 211V210H109ZM117 211V210H116ZM119 211V212H120ZM216 211V210H215ZM122 212H123V210H122ZM125 212H123V213H125ZM136 212V211H135ZM138 212V211H137ZM246 212V211H245ZM1 213V212H0ZM66 213H67V211H66ZM77 213V212H76ZM79 213V212H78ZM77 213V214H78ZM86 213V212H85ZM89 213V212H88ZM94 213V212H93ZM97 212H95V214H96ZM103 213V212H102ZM111 213H113V211L111 212ZM134 213V212H133ZM132 213V214H133ZM220 213V212H219ZM219 213H218V215H219ZM229 213V212H228ZM3 214V213H2ZM9 214V213H8ZM11 214V213H10ZM14 214H16V213H14ZM108 214L109 213H107V219L109 218L108 217ZM114 214H117L116 212L114 213ZM113 214V215H114ZM246 214V213H245ZM252 213H250V215H251ZM255 214V213H254ZM256 214H257V212H256ZM89 215V214H88ZM118 215V214H117ZM168 215V214H167ZM171 215V214H170ZM253 215V214H252ZM1 216V215H0ZM33 216V215H32ZM65 216H66V214H65ZM68 216H70V215H68ZM67 216V217H68ZM80 215L78 214V217H79ZM93 216V214L92 215H90V219L92 220V221H95V223L97 222V220L99 221V220H103V217H101L102 215H100L99 214V217H95V218H93L92 217ZM98 216V215H97ZM115 216V215H114ZM119 216V215H118ZM133 216V215H132ZM135 216H136V214H135ZM135 216H134V218H135ZM139 216V215H138ZM166 216V215H165ZM195 216H200V217H202V219H200V217L197 219V218H194ZM8 217H10V216H8ZM16 217V216H15ZM20 217V216H19ZM38 217V216H37ZM42 217V216H41ZM120 217V216H119ZM123 217V216H122ZM161 217V216H160ZM168 217V216H167ZM216 217H217V215H216ZM258 217V216H257ZM11 218V217H10ZM9 218V219H10ZM118 218V217H117ZM121 218V217H120ZM125 218V217H124ZM133 218V219H134ZM163 218H165L166 219V217H161V221H162V223H167L168 221H166V220H164ZM228 218V217H227ZM16 219V218H15ZM30 219V218H29ZM79 219H81V218H79ZM89 219V221H88V223L86 224V226H80L78 229H77V231H75V232H73L72 231V233L74 234V237H73V239H72V237H71V239L69 240V236H72V235H68L69 234V232L68 231H64L63 233H62V237H63V234L65 235V237L64 238H66V236L68 235V237H67V239H64V238H62L61 236H60V238H59V243L61 244H59V250L61 251V249L63 248V250L61 251L62 252V254L61 255H58L59 257V259L57 260V258L54 260V262H53V264L55 263V261L57 262V264H68L69 262H70V264H72V263H77V264H117V261L118 260H121L123 257H125L126 256V250H128L129 248H127V249H125V248H123V246H122V243L126 240V239H128L127 238V236L128 235H126L127 234V231H126V234L124 233V234H122V235H118V233L117 232H111V234L113 233V234H116V235H114V236H112L111 238H110V236H111V234H108L107 235V239L108 238H110L109 240H107V242H104V237L102 238L103 239V241H101V240H99V241H101L100 242V244H98L99 242L97 241V244L98 245H96V241H95V237L98 235V234H96L99 230H100V221H99V224H95L94 222L93 223H90L91 222V220ZM106 219V220H107ZM122 219V218H121ZM120 219V220H121ZM126 219V218H125ZM132 219V220H133ZM136 219V218H135ZM141 219V218H140ZM163 219V220H162ZM190 221H189V220ZM2 220V219H1ZM42 220V219H41ZM83 220V219H82ZM106 220H105V222H106ZM109 220V219H108ZM107 220V221H108ZM119 220V219H118ZM138 220V219H137ZM136 220V221H137ZM142 220V219H141ZM168 220V219H167ZM211 220V219H210ZM4 221V220H3ZM160 221V222H161ZM164 221H166V222H164ZM5 222V221H4ZM3 222V223H4ZM30 222V221H29ZM57 222H58V220H57ZM73 222V221H72ZM142 222V221H141ZM157 222V223H156ZM208 222H206V223H208ZM6 223V222H5ZM46 223V222H45ZM81 223H84V222H81ZM108 223V222H107ZM121 223V222H120ZM129 223H131V222H129ZM128 223V224H129ZM134 223H136V222H134ZM146 223H147V221H146ZM74 224V223H73ZM77 224V223H76ZM101 224H105V223H101ZM119 224V223H118ZM131 224H133V223H131ZM141 224V223H140ZM160 224V223H159ZM240 224V223H239ZM0 225H1V223H0ZM34 225V224H33ZM64 225V224H63ZM143 225V224H142ZM162 225L163 224H161V228H166L167 226H164V227H162ZM169 225V224H168ZM245 225V224H244ZM255 225V224H254ZM9 226V225H8ZM7 226V227H8ZM31 226V225H30ZM36 226H37V224H36ZM43 226V228L45 227L44 225H42ZM41 226V227H42ZM77 226V225H76ZM134 226V225H133ZM141 226V225H140ZM160 226V225H159ZM170 226H172L171 224H170ZM194 226H196V225H194ZM3 227V226H2ZM25 227V226H24ZM48 227V226H47ZM63 228H64V226H62ZM102 227V226H101ZM109 227H110V225H109ZM108 227V228H109ZM115 227V226H114ZM118 227V226H117ZM125 227V226H124ZM127 227V226H126ZM175 227V226H174ZM198 227V228H199ZM221 229L222 230H224V232H228V231H225V230H228L227 229V225L224 223V222H222L221 221ZM239 227H240V225H239ZM251 227V226H250ZM6 228V227H5ZM11 228V227H10ZM40 228V227H39ZM38 228V229H39ZM61 228V227H60ZM62 228V229H63ZM77 228V227H76ZM121 228V227H120ZM128 228H129V226H128ZM169 228H171V227H169ZM168 228V229H169ZM177 228V227H176ZM176 228H174L175 230H176ZM180 228V229H181ZM190 228V227H189ZM209 228V227H208ZM245 228V227H244ZM2 229V228H1ZM15 229V228H14ZM61 229V230H62ZM69 231H70V229H69V227L67 228ZM73 229V228H72ZM97 229H98V231H97ZM113 229V228H112ZM148 229H149V227H148ZM192 229V228H191ZM195 229H196V227H195ZM195 229H193V230H195ZM7 230V229H6ZM26 230V229H25ZM46 230V229H45ZM44 230V231H45ZM64 230V229H63ZM76 230V229H75ZM114 230H115V228H114ZM123 230V229H122ZM125 230V229H124ZM123 230V231H124ZM134 230V229H133ZM140 230V229H139ZM145 230V229H144ZM171 230V229H170ZM201 230V229H200ZM241 230V229H240ZM1 231V230H0ZM10 231V230H9ZM141 231H143V229L141 230ZM162 231V230H161ZM174 231V230H173ZM177 232H178V230H176ZM180 231V232H181ZM192 231V230H191ZM3 232V231H2ZM15 232H17V231H15ZM37 232V231H36ZM55 232V231H54ZM58 232V231H57ZM99 232H101L100 233V237H102V236H104L103 234H102V232L103 231H99ZM128 232H129V230H128ZM148 232H149V230H148ZM164 232H166L165 231V229H164ZM179 232V233H180ZM189 231H187V233H188ZM223 232V231H222ZM6 232H4L3 234H4V236H3V238L2 239H5L6 240V242L5 243H3L2 241V245L0 246V264H15V263H18V262H15L14 263V259H13V254H14V252H15V247L11 244V241H12V238H11V233H8V230H7V234H5ZM26 233V232H25ZM143 233V232H142ZM163 233V232H162ZM161 233V234H162ZM167 233H168V231H167ZM167 233H163L162 234V236L164 235V234H167ZM174 233V232H173ZM173 233H171V236H172V234ZM186 233V234H187ZM229 233V232H228ZM230 233H231V231H230ZM229 233V234H230ZM249 233V232H248ZM24 234V233H23ZM112 234V235H113ZM120 234V233H119ZM139 234V233H138ZM141 234V233H140ZM148 234V233H147ZM181 235H182V233H180ZM190 234V233H189ZM194 234V233H193ZM224 234H226V233H224ZM238 234V233H237ZM35 235V234H34ZM50 235V234H49ZM105 235H106V233H105ZM110 235V236H109ZM130 235H131V232H130ZM150 235V234H149ZM174 235V234H173ZM177 236H178V234H176ZM176 235H174V236H176ZM240 235V234H239ZM1 236H2V233H1ZM18 236V235H17ZM109 236V237H108ZM183 236V235H182ZM184 236H185V234H184ZM187 236V235H186ZM226 236H228V235H226ZM13 237V236H12ZM38 237V236H37ZM54 237V236H53ZM52 237V238H53ZM129 237V236H128ZM135 236H133V238H134ZM150 237V236H149ZM170 237V236H169ZM180 237V236H179ZM253 237V236H252ZM1 238V237H0ZM36 238V237H35ZM44 238V237H43ZM132 238V239H133ZM173 238V237H172ZM182 238V237H181ZM184 238V237H183ZM182 238V239H183ZM187 238V237H186ZM244 238V237H243ZM26 239V238H25ZM33 239V238H32ZM45 239V238H44ZM49 239V238H48ZM130 239V238H129ZM135 239V238H134ZM134 239L133 240H131V242L132 241H134ZM138 238H136V240H137ZM164 239H165V237H164ZM185 239V238H184ZM189 239V238H188ZM190 239H191V237H190ZM196 239H198V238H196ZM5 240H3V241H5ZM45 240H47V239H45ZM57 240V239H56ZM65 240H66V243H64L65 242ZM69 240V241H68ZM166 240V239H165ZM170 240V239H169ZM187 240V239H186ZM194 240V239H193ZM242 240V239H241ZM15 241V240H14ZM26 241V240H25ZM31 241V240H30ZM37 241H38V239H37ZM55 241V240H54ZM140 241V240H139ZM168 241V240H167ZM182 241H184V240H182ZM182 241H181V244H182ZM191 242H192V239L190 240ZM190 241H187L188 243L190 242ZM16 242V241H15ZM18 242V241H17ZM33 242H34V240H33ZM43 242V241H42ZM49 242H51L50 240H49ZM95 242V243H94ZM129 242H130V240H129ZM173 242V241H172ZM229 242V241H228ZM242 242H243V240H242ZM45 243H46V241H45ZM45 243H43V244H45ZM48 243V242H47ZM54 243H56V242H54ZM141 243V242H140ZM179 243H180V241H179ZM1 244V243H0ZM15 244V243H14ZM35 244H36V242H35ZM37 244H38V242H37ZM51 244V243H50ZM56 244H58V241H57V243ZM66 244V245H65ZM141 244H143V242L141 243ZM244 244V243H243ZM48 245V244H47ZM46 245V246H47ZM64 245V246H63ZM95 245V246H94ZM137 245V244H136ZM170 245V244H169ZM185 245V244H184ZM42 246V245H41ZM49 246V245H48ZM53 246V245H52ZM51 246V247H52ZM56 246H58V245H56ZM62 246V247H61ZM144 246V245H143ZM162 246V245H161ZM187 246V245H186ZM37 247V246H36ZM39 247V246H38ZM138 246H136L135 248H137ZM146 247V246H145ZM145 247H143L144 248V250L143 251H145ZM163 247V246H162ZM166 247V246H165ZM33 248V247H32ZM132 249H133V246L131 247ZM134 248V249H135ZM139 248V247H138ZM137 248V249H138ZM171 248V247H170ZM179 248V247H178ZM181 248V247H180ZM179 248V249H180ZM185 249H186V247H184ZM246 248H248L247 246H246ZM21 249V248H20ZM52 249V248H51ZM51 249H49L50 251H52ZM55 249V248H54ZM58 249V248H57ZM132 249H131V251H132ZM136 249V250H137ZM160 249V250H159ZM174 249V248H173ZM189 249V248H188ZM255 249V248H254ZM32 250V249H31ZM38 250H39V248H38ZM41 250V249H40ZM43 250V249H42ZM46 250H47V248H46ZM178 250V249H177ZM193 250V249H192ZM54 251H56V249L54 250ZM53 251V252H54ZM130 251V252H131ZM147 251V250H146ZM159 251L161 252V253H159ZM169 251V250H168ZM172 251V250H171ZM175 251V250H174ZM178 251H180V250H178ZM243 251H245V250H243ZM20 252V251H19ZM33 252V251H32ZM52 252V253H53ZM135 253L136 252H138V251H134ZM152 252V253H153ZM158 252V253H157ZM173 252V251H172ZM176 253H177V251H175ZM183 252H184V250H183ZM183 252H181V253H183ZM186 252V251H185ZM191 252V251H190ZM234 252V251H233ZM36 253V252H35ZM48 253V252H47ZM54 253H56V252H54ZM147 253V252H146ZM150 253V252H149ZM166 253V252H165ZM174 253V252H173ZM237 253V252H236ZM243 253V252H242ZM249 253H250V251H249ZM253 253V252H252ZM124 254H125V256H124ZM141 254H143V253H141ZM140 254V256H141V258L143 257V256H145L144 254H143V256ZM148 254V253H147ZM146 254V255H147ZM163 254V253H162ZM246 254H248V253H246ZM254 254V253H253ZM44 255V254H43ZM56 255V254H55ZM54 255V256H55ZM132 255H134V253L132 254ZM137 255H138V253H137ZM166 255V254H165ZM173 255H175V254H173ZM172 255V256H173ZM188 255V254H187ZM186 255V256H187ZM190 255H191V253H190ZM31 256V255H30ZM53 256V255H52ZM52 256H51V258H52ZM139 256V257H140ZM149 256V255H148ZM169 256V255H168ZM256 256H257V254H256ZM16 257V256H15ZM18 257V256H17ZM57 257V256H56ZM149 257H151V256H149ZM153 257V256H152ZM170 258H173V257H171V256H169ZM168 257V258H169ZM191 257V256H190ZM22 258H23V256H22ZM50 258V259H51ZM126 258V257H125ZM128 258V257H127ZM19 259V258H18ZM47 259V258H46ZM130 259V258H129ZM139 259L140 258H138L137 260H138V262H139ZM145 258L143 257L141 260L142 261H144L145 262V260H144ZM174 259V258H173ZM21 260V259H20ZM36 261H37V259H35ZM60 260V261H59ZM134 260H136V259H134ZM147 260V259H146ZM170 260V259H169ZM180 260V259H179ZM258 260V259H257ZM16 261V260H15ZM23 261H25V259H23ZM22 261V262H23ZM27 261V260H26ZM33 260L31 259V262H32ZM39 261V260H38ZM43 261V260H42ZM41 261V262H42ZM47 261V260H46ZM52 261V260H51ZM59 261V262H58ZM127 261V260H126ZM172 261V260H171ZM177 261V260H176ZM68 262V263H67ZM72 262V263H71ZM159 262V263H158ZM168 262V261H167ZM173 263H175L176 264V262H174L173 261ZM52 264V263H51ZM140 264V263H139ZM151 264V263H150Z\"/></svg>",
  "mask_w": 264,
  "mask_h": 264
}]
</instances>
